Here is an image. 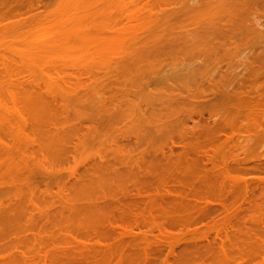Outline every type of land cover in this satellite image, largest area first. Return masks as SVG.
<instances>
[{"label":"bare ground","instance_id":"bare-ground-1","mask_svg":"<svg viewBox=\"0 0 264 264\" xmlns=\"http://www.w3.org/2000/svg\"><path fill=\"white\" fill-rule=\"evenodd\" d=\"M94 1L96 3L99 2L98 0H94ZM94 1H92V2L90 1L91 4L94 3ZM162 1H164V3L166 2V4H165L166 6H169V3L172 6V3L174 2V0H167V1L162 0ZM162 1H161V3H162ZM168 1H171V2H168ZM213 1L216 2V3L213 2L214 4H216V6L213 4V8H215V10L213 9V11H214V13H213V25L212 24L211 25L208 24L209 25L208 26L209 28L208 27H204V28H207V29L206 30L201 29L200 32L202 33V30L204 32L203 36H199V35H202L199 32L192 33V34H195L194 36H191V34L188 35L189 34L188 31H185V33H184V30H186L185 29L186 26L184 25L185 23H183V22H185V21H183V22L180 21L184 25V27H183L184 30L182 29V26L183 25H181V28H180V25H179V30L178 31L180 32V30H182L183 33H184L183 34L182 31H181L180 34L182 33V35H180L179 33H178V35H174L175 32H173L174 29H178L177 27H178V24H180V22H178L177 24L175 23L174 25H176V26H174V25H172V27L168 26V28H170L169 29L170 31H166L165 32V33H167V35H164L165 34L164 33V30H163V33L164 34L161 32L162 30H160V32H161L160 33L159 32V29L157 30V28H159V27H157V28L155 27V26H157V24H156L154 26V28H156V31H158V33H160L161 35L158 34L155 30H152L150 32L151 34L149 33V36L150 37H148V36H146V38L145 37H142L143 38L142 40H141V37H139V39H137V40H139V41L141 40L142 42L140 41L141 44H139L140 43L139 41L137 42L138 45H137V48H135L134 55H133V58L134 59L131 57L130 58L131 60H129V62H125V63H122L119 66H117V68L114 69V71H116V73L114 72L112 74L113 76L112 75L110 76L108 74L109 72L107 73L109 75V77H108V75L106 76V74H105V77L104 78H106V81H105L106 82V85H107V82H111L110 83L111 86L114 85V86H112L113 88H111V86L108 83L107 86H110V87H108L109 88L108 89L107 86L105 87V84H104L105 82L102 80V78H101V81L99 80L100 78L99 79L96 78L97 80L95 81V79L93 80V78H95V76L93 74L92 75L94 77L92 75H90V77L91 76L93 77V78L91 77L90 80H89L92 84L90 82H89L90 84H88L89 89H91V91L94 90L93 92L95 93L96 85H98V89L100 88V90L103 89L102 86L105 88V90H102V91L97 90L96 91V92H99V95H100V96H98V99L96 98L97 95H98L97 93H95V95H94L95 98L93 96L94 100L92 99L94 101L93 104L96 105V109L97 110H100L99 112L96 111L94 113V111L96 110L94 105H93L94 107H92V109L94 108L95 110L93 112H91V113H84V112H81V111H78V110L75 111V112H71V111H68L67 110V111H62L61 113H57L58 115H56L55 113H51L50 112L49 114H53V116L51 115L52 117L49 118L52 121V123L50 122V126L53 128V130H52V128H50V126H49V128L52 130V131L50 130L51 133H50L49 129H46L45 133L43 134L44 131L42 133L40 131H38L39 129L37 128V126H36L37 129H34V130L32 129L33 127L30 126L31 129L33 131H35V134L37 136L39 135V137H40L39 139H42L43 138L44 140L42 139V141H40L38 139L33 138L30 141V143H28L29 145L27 144L26 146H22V147L21 146L19 147V145L17 146V144L15 145L14 142L11 141L13 143V145L11 143V144L5 146V148H6L5 159L6 160L4 161L5 162V171H4V173L7 172L6 173L7 176H5V174H3V176L1 177V180L2 181L4 180L5 177H6V179L3 182H1V180H0V188L2 186L3 187L6 186L7 187V191H1L2 193L4 192V194L6 192V194L5 195L4 194L3 195L1 194L2 197L0 196L3 199L2 200L0 198V200H1L0 201V209L1 210L2 209L4 210V211L2 210L3 211V213H2L3 214L2 215V219L3 220H2V225H1L2 229L1 230H2V233H3L2 235H4L3 238H5V239L2 240V242L4 240H6L5 245H4V243H3V245H4V249L7 251V252L5 251L8 254L7 256H9V254L11 256H14V254L18 253V254H20L19 256L21 257V259H22V256H23L24 261H23V259H22V261L24 262V264L25 263L27 264V262L29 260L26 257V253L30 255V253L33 252L32 248L30 246L32 245V247H33L34 245H37L38 247L36 248V250H37L36 251V254H37V256H39V255L41 256L40 259H39L41 261L38 262L39 264H41V262H42V264H73V262H74V264H76V263L79 264L78 262H80V264H84V263L85 264H90L91 261L93 263L96 262L95 264H97V261H98L97 259H98L99 256L101 257L100 258V261L105 260V258H106V261L107 260L110 261V258L112 257V259L116 258V260L118 262H120L121 260L124 262V259H125V262H126V263L124 262L125 264H135L136 262L137 263L139 262L138 264H140V262H141L140 260H142V259L145 260L146 258L149 260L150 257L148 258V256H151L152 257L151 252L154 253L155 251H160L158 253H161L163 247L165 246V244H167V243H165L167 241L164 240V239H166V237H165L163 239L164 241L163 240L160 241V239H159L158 240V243H154L155 245H153V247H151L152 246L151 245L152 242L150 243V241H148L146 238H144V236L147 234V232H149L150 235H151L152 234V231H153V229H151V228H149L150 230L147 231V232L146 231H142L141 229H138V228H140V225H142L141 227H143V224H144V221H145L144 218L146 217V215H145L146 213H148L146 219L149 218L148 216H151L149 220H151V218L153 219L150 222L153 224V227L156 226V227H154V230L156 229V231L158 232L159 236L160 235L161 236L163 235V237H164V234L167 233V230H168V229H166L167 228L166 226H169L170 225V224L169 225H166V224L169 223L167 221H170L169 219H171L172 223H173V221H175L174 219H172V217H174V216H172V215L169 214V210L171 208L169 209L168 207H170V205H171V207H173L172 209H174L176 211L179 210V212H180V209H175L174 207H178V208L179 207H183L182 208V211L184 210L187 214H185V213H182L183 215L180 214L182 211L179 214L182 215V218H184L186 215L187 216L185 217V219H183V220L181 219L180 220L179 218H181V216L179 214H177L178 219L175 222H178V220H180L179 222H181V224L182 223L185 224L184 221H186V225L190 221H191L190 223L193 222L192 219H191L192 217H193V220L196 221L197 219L198 220L199 219L200 220L205 219L207 217V214H208V216H209L210 213H211V215H212V213L214 214V210L218 211L217 210L218 209L217 206H218L219 207V210H220V208H222L221 211H220V213H224L225 214V216H224L225 219L224 220L227 221V222L225 221L227 226L224 224L225 222L223 221V217H221L222 218V219H220V220H222L221 224L223 223V226H226V228L225 227L222 228V225L220 224V227L215 226L218 229H216V230L214 229V230L217 233L216 237L218 236V233L220 234L221 231L222 232L224 231L223 232L225 234L224 241H223V239H222V241H220V239H219V241L222 242V243H220V246L219 245H217V246L220 247L221 252L224 255L223 257H225V258L223 259L222 256L216 255L217 253L220 252L219 251L220 249L219 250L218 249H216V250L214 249L215 251L218 250V252L216 253L214 251L216 254H213V256L215 255L216 258H214L212 256L211 257V261H214V259H216L215 261H217V262L214 261V262H212V264L213 263H215V264H219V263L222 264L221 262H223L224 264L225 263L226 264H228V263H233V264H247L250 261H251V263H254V264H264V256H262V255H264L263 254L264 253V248H263L264 247V244H261L262 242L261 243H258L259 241H257V239H256L257 237L256 238H253L250 235L252 237L251 238L249 236V232L250 231L249 230H248L249 232L246 231V232H248V237H249V238L247 237L248 238L247 240L249 241L250 244L249 245L248 244L247 245L244 244V245H246L248 249L251 247V243H252V240L253 239H254L253 243H255V241H257V244L258 245L260 244V245L263 246V247L261 246L263 252H262V250H260L261 248H258V250H260L262 253L260 251L257 252V249H256V251H255L256 254L253 251L254 255H252V254L249 255L248 254L249 251L246 248V246H245L244 250L237 251L238 250V246H241L242 244L239 243V242H241V240H240L241 237L239 236V233H238V235H235V232L236 231L240 232L241 228L244 227L242 225V223L249 225L248 224L249 223L248 221H246L247 223H245L244 221H242L243 219H245L243 217H246L248 215L243 214V212L240 213L238 211V210L241 211V209L245 208V207L240 208V207H242L241 206V202L243 203L242 205H244L245 203L248 204L250 208L251 207L252 208L253 207L254 208L255 207H260L259 209H261V207L262 208L264 207V177H257V178L254 179V178L246 177L245 174H246L247 171L244 172L246 169L248 171L249 170L250 171L252 170V172H254V171L255 172L256 171L258 172L259 170H260V172H264V170L261 171V169H260V168H263V167H259L260 164H261V163L259 164V162H260L259 160H258L259 161L258 163L257 162L255 163V164L258 165L259 168L258 167L251 168V166L254 164L253 163L252 165L249 164L250 165V169H248L249 166L244 165V164H247V163H249L252 160H247V161L246 160H243V165L244 166L241 167L240 166V164H241L240 161H238L237 159L235 160L234 159L235 157H234V158H232V159H234V161L232 162L234 164L230 165L228 163L229 165H227V162H229V160L228 161L226 160L227 162L225 163L226 164L225 166L223 165V163L221 164V165H223L224 168L222 167V168H219V170H218V167L220 166L219 165L217 167V172H216V169H215L216 168L215 167V164H216L215 163V161H216L215 157L216 156H215L213 158V162L214 163L211 162V160H210V163L211 164H214V166L213 165L212 166L214 167L213 170L215 169L214 170L215 171L214 172L215 174L212 172L213 170L211 168V170H212L211 172L212 173H209L208 172L209 173L208 174L206 172L205 175H202V177L199 176L200 179H198L199 177H195V174H198V173H192V171L195 172V169L194 168L197 167L196 166L197 160H194L195 159V157H194L195 154L193 152L191 153V151H187V150H189V148H190V150L195 151V150H193L194 147H192V149H191V147H189L187 144H183V142L185 143V141H184L185 139L183 137L185 135H183V134L180 135V132L178 131V128L177 129L175 128L177 126V124H174L176 126H174L172 124L174 126V129L173 130L171 129V131L174 132V133H178L180 136L183 137L184 140L182 138H180V137H179L180 139L177 138L179 140L178 143H181V142L182 143L181 144H178L177 142L173 141L175 143V146H174L173 142L170 143L171 142L170 141L169 143L172 144L174 147L177 146V148H178V145H179V148L181 147L182 150L184 148V147L182 148V146H184V145H186V147H189L186 150L187 153L186 152H183L184 150L183 151L181 150V155L180 156L178 155V157H182V154L184 153L185 156L183 155V158L185 159L186 155H188V153H191V154H189L190 157H189V155L187 156L190 159H188L187 157H186V159H188L189 161H191V163L192 162H194V163H192V164L190 163L189 166H188V168H187V164L186 163H189V161L185 159L186 163L183 164V169L185 168L184 169L185 172H184L183 169H180V170H183V171H179V169L177 168V164L179 165V167L180 166L182 167V165H180V164H182L184 162V160L183 161L177 160L179 158L176 156L177 159L174 158V159H176V162H179L180 161L179 163L176 164V166L174 165L176 162L173 164L170 161L171 158H172V156H171L172 155L171 154L172 152L170 150H169L170 152H167V150H168L167 146H166V148H167L166 153H163V152H165L162 149L163 147L161 148V146H158L160 148V150L158 148V151L157 152L160 153V151L162 149V151L160 153L161 155L158 153L160 155V157L159 156H156V158L159 157L157 159L158 160V165H157V160H155V156H153L154 158H152V160H151L153 162H150V160L147 159V156H146L148 154V157H149V154L150 153L148 152L146 155L144 154V157H143V153L145 152L144 151L145 149L143 150L144 152L141 149V147L143 146V144H148L150 142L151 143L153 142V140L150 141L151 140L150 139L151 137L149 136L153 132H154V135H151V136L155 137V139L156 138L164 137L165 139H163V140H166L168 138L170 140L171 137H169V135L172 133V132H170V128H173V127H169L168 126V125H171L170 124L171 122L169 123V120H171L173 118V121H175L174 120L175 117H172V116H176L177 115L176 117L179 118V119H177L175 121V123H178L177 121H180V120L183 121L185 117H187V118H185L186 120L190 118V121H191V115H193V113L191 111L194 108L190 110V107H191V105L193 103H195L194 100H196L198 97L196 96L197 97L196 99H194L195 96L192 98L193 94H195V93H193V92H195V90H192L193 92H190V97L189 98L190 99H194V100L187 99L188 98L187 96L189 95V93H188L189 91L188 90L186 91L187 94H186V92L184 93L183 90L181 92V87L180 86H182V87L185 86L184 87L185 88L184 90H186V88L188 89L190 87L189 85H188V87H186L187 84H188V81L190 83V80H192L193 83H194L195 81L199 80L200 77L202 78L201 75H203V74H202L201 71L198 70L199 67L197 68L196 66H201L202 63L201 62L198 63V61H202L201 60V56L205 54L204 52L207 49H208L207 51L212 50L211 52H213V55H215L214 56V59H216V60L213 59V65L214 64H217V65H215V69L217 67L218 69L221 70V68H220L221 66H218V64H223V63L227 62L230 59V58L227 59L228 58V55H227L228 53H229V55H231L230 53L233 51L232 52V56L233 57H231V58L238 57L237 56L238 55L237 54V51L239 52L240 51V48L242 49L244 46H246V45L248 46V44H249L250 47L248 46V48L247 47L246 48L249 49L250 52L248 50H247L248 52L246 51L247 54H246L245 58H248L249 59V60L247 59L248 60V63L250 62V60L251 61L253 60L254 62L253 61L251 62V63H253V64H251L252 65V69H248L249 66L251 68V65L250 64H248V66H247L248 68L245 67V69H247V72L249 71L248 73L250 75H255V72L258 71L257 74H259V75L257 76V74H256L257 78L255 76H253L256 79H258V77L261 75L260 72L262 73L261 69L259 70V66H256V64L260 65L259 63H261L260 60L262 58L260 59L256 55L258 53H259V56L260 55H263V53L261 54L259 51L264 52V50H263V48H264L263 47L264 46V43H263L264 42V39H263L264 38V35H263L264 34V28H262V27H264V18H263L264 17L263 16L264 14L261 13L262 14L261 17L263 16L262 17L263 19L262 18H258V20L259 19L263 20V21L259 20L262 23H260V22L257 23L258 20L254 19L253 15H257L258 12L260 11V8H262L261 10L264 11L263 10L264 9L263 8V6H264V0H213ZM100 2H102V1H100ZM158 2L154 1V3H156V4ZM194 2L195 1L192 2L193 5L196 4V2L195 3ZM164 3H162L161 5L163 6ZM38 4H40V0H0V22L2 23L4 21V18H6V20L9 21L10 18L12 20H14V19H17V17H21V18H18V20L20 22L23 21L22 24L26 22V24H23V27H26V26L28 27L27 22L29 24V20H33L34 18H35L34 20L40 19L41 16H42V15H39L41 13H35L34 14V11L37 10V7L40 8L38 6ZM58 4L60 5V3H58ZM58 4H56L57 10H56L55 7L52 9L53 11L55 10L54 12L58 11V9H59V7L57 6ZM156 4L155 5L153 4L155 6V8H158V10H160V9L163 8L164 10L162 9L160 11L161 12L162 11L163 12L165 11V8H166V7L164 8L165 5L162 7L158 3L157 4V7H156ZM151 5H149V3H147V6H151ZM153 5H152V7L154 8ZM159 5L161 6V8L159 7ZM258 5L259 6H262V7H259ZM90 6H89V8H92ZM247 7H248V9H246ZM251 7H252V9H251ZM61 8H62V6H61ZM253 8H254V10H255V8H257L256 9L257 12H256V10H255V13L250 12L251 10L253 11ZM151 9L148 10V11L149 12L152 11ZM154 11H155V9H154ZM154 11H152V12H154ZM245 11H246V13H245ZM247 11H249V15H250V13H252V15L249 16V18L253 17L252 24L254 25V27H252V24L250 23V21L247 20L251 25L249 23H247V26L248 27L246 26L247 28L244 29V31H246V30H249V31L244 32V31L241 30V27H243V25L247 22V21H244L245 20V17H247V15H245V17L243 18V20H242L241 16L243 14H248ZM150 15H152V14H150ZM26 16L28 17L29 20H25V19H27ZM47 16H48V14H47ZM31 17H32V19H31ZM45 17L43 16L42 18H45ZM50 17H47V18L49 19ZM193 17H195V16H193ZM47 18H45L46 21H47ZM189 18L192 21V23L195 22L194 20H192L194 18H192V17H189ZM172 19L171 20L174 21V22L176 20L178 21V18L176 17V14H174V16H172ZM41 20H39V21L37 20V21L40 23V22H42ZM74 20H73V25L75 26V23L77 22V19H74ZM180 20H183V19L180 18ZM254 20L257 21L256 22L257 25L254 24L255 23ZM186 21L188 22L189 20H186ZM20 22L17 21V24L20 25L21 24ZM30 22H32V21H30ZM38 22L33 21L34 24H36ZM240 22H242L243 24L240 23ZM81 24H83V23H81ZM259 24L262 25V27ZM2 25H4L5 27L2 26V28H0V31H1L0 35H2L3 31H4V33H3V35H4L5 34V31L8 29V28H6L8 24L7 25L2 24ZM76 25H78V24H76ZM189 25H190V23H188L187 26L189 27ZM173 26L176 27V28H174ZM190 26H192V24ZM255 26H257V27L255 28ZM0 27H1V25H0ZM238 27L240 28L241 32H240V30H239ZM4 28L6 30H3ZM9 28H11V27H9ZM252 28H255L254 29L255 30V33H254V30ZM88 29H90V28H88ZM257 29H259L260 31L257 30ZM74 30H72L71 33H73V32L76 33L75 31L77 29L75 31ZM79 30H81V27L79 28ZM79 30L77 31V33L79 32ZM237 30H239V31H237ZM250 30L252 31L253 34L250 32ZM63 31L65 32V30H63ZM63 31L59 30V32H61L60 35H59V32L57 31L58 35L59 36H62V35L67 34V32L63 33ZM66 31H67V29H66ZM95 31H96V29H95ZM153 31L156 32L157 34H154ZM256 31H258V33L260 34V36L258 34V36L260 38L258 39V36H257V38H256L257 40L254 37L255 35H257L256 34L257 33ZM152 32H153L154 35H152ZM168 32H169V34H170V32H173L174 34L171 33L169 35ZM187 32H188V34H186ZM239 32L242 35H240ZM243 32L245 34H243ZM248 32L251 33V36H250V38L252 39L251 41H250V39L248 40V39L245 38V37H249L250 34L247 35ZM82 33L77 34V37H75V38L78 39L79 37H81L82 36L81 35ZM176 33H177V31H176ZM54 34L56 35L55 32H54ZM54 34H53V37L54 38L55 37H58V35L55 36ZM68 34H70V33L68 32ZM19 35L20 36H23L22 34H19ZM171 35H173L174 37L171 36ZM183 35L184 36L185 35L186 36L188 35L189 38L188 39L187 38L185 39L186 36L183 37ZM197 35H198L199 38L198 39H195V37H197ZM238 35H240V36H238ZM243 35H247V36L244 37ZM44 36H45V34L43 35V37ZM48 36L49 35H47V37ZM71 36H72V38H71ZM74 36H76V35H74V34L72 35L71 34L70 36H68L70 38L67 37L66 40H64L66 38L65 36H62L63 38L65 37L64 39L61 38V37H59V39L61 38L63 40V42L66 43L68 41L71 42V40H73ZM92 36H94V35H92ZM92 36L90 35V37H92ZM177 36H181V38L182 39L184 38V40L180 39V37H177ZM53 37H48V38L51 41H54V38ZM236 37H237V39H236ZM239 37H241L242 39L239 38ZM18 38L16 37L15 40L18 39ZM220 38L225 39V40H222ZM44 39L46 40V38H44ZM69 39H71V40H69ZM76 39H74V40L76 41ZM80 39H82L81 41H83V37L80 38ZM253 39H254V41H253ZM260 39H261V41L259 42L258 40H260ZM218 40H219V42L218 43L216 42V45L218 47L220 46L219 47L221 49V50H219V55L220 56L217 53L218 51L217 52L215 51L217 46H215L213 44V43H215V41H218ZM228 40H230L232 42H230V41L227 42ZM233 40H235V41H233ZM238 40L241 42V43L239 42V44H241L240 46L236 42ZM242 40L245 41V42L247 41V43L244 42L245 43L244 44ZM55 41H56V39H55ZM73 41H72V43H73ZM220 41H221V44H220ZM248 41H250V43ZM233 42H235V43L232 44ZM58 43H59V41H58ZM58 43L56 45H58ZM64 43L63 44H60V45H63L64 49L66 50V53H67V50H69V52H71L73 50V46H71L72 47V49H71L68 46H66V45H68V43H66L65 45H64ZM255 43H258L260 46H262V44H263L262 48H260V46L257 45V44H255ZM223 44L225 45V47H226L227 44H228L227 47L230 46L228 48L229 49V52L227 54H226V52L228 51V49L226 50V48H224V45ZM235 44H236L237 47L235 46ZM252 44L253 45L255 44L256 47H255V45L253 47ZM53 45L55 46V44H53ZM69 45H71V43ZM208 45H210V46H208ZM212 45L214 46L213 47L214 49L212 48ZM221 45H223V46H221ZM232 45H234L233 47H236V48L234 49L232 47ZM251 46H252V48H251ZM40 47L42 48V45ZM257 47H258L259 50L257 49ZM10 48H12V47H10ZM10 48H6V49H8L10 52L12 50V52H13V49L10 50ZM253 48L254 49L256 48L258 50V51H256L257 52L256 55L253 53L254 52L253 51L254 50ZM1 49L2 48L0 47V50ZM15 49L16 48H14V50ZM46 49L47 48H45V51H46ZM49 49H50V47H49ZM49 49L47 50L48 52H49ZM70 49H71V51H70ZM223 49L226 50V52ZM245 49H243V50H245ZM65 50H63V52H65ZM243 50L240 51V52H243ZM19 51H18V54L15 53V52H14L15 54H13V53H10V54L11 55L13 54L14 56H16L18 58L19 57L20 58L21 57H24V56H26V54H28V52H25V55H24V53L22 52V54L24 56L23 55L20 56L19 54L21 52L19 53ZM55 51H56V49H55ZM214 51L218 55V58H219L218 61H217V58H215L217 56L214 53ZM34 52H33V54L36 55L35 53H37V52H35V53ZM48 52H46V53L44 52V54L48 55ZM57 52H59V50ZM220 52L221 53L223 52L222 53L223 55ZM42 53H43V49H42ZM53 53H49L51 56L48 55V56H50V60H51V58H53L52 55H55L56 54V53H54V54ZM224 53H225V55H224ZM40 54H41V51H40ZM59 54H61V51H60V53H57L54 57L58 56ZM67 54L69 55V53H67ZM241 54L242 53H240V55ZM17 55H19V56H17ZM250 55L251 56L254 55L255 57L251 58ZM62 56L63 55L61 54V56L59 55L58 58L56 57L57 59L54 58L52 60L62 59ZM181 57L184 60H187V59L188 60L184 62L183 59H179ZM221 57H222V59H221ZM26 58H27V56H26ZM165 58H168V60L170 61V64H169L170 66H172L174 64L172 66V68L174 66L176 67V68H173V69H171V67L170 68L168 67L167 70L169 71V73L167 71H165L166 70V67H165L166 65L164 63H167L168 64V62H169V61L168 62L167 61H164ZM194 58L196 59V61L198 59V61L196 62ZM224 58L227 59V61ZM257 58L259 59V62H258V59ZM34 59L31 62H34L35 65H36V60L38 61L39 59H35V61H34ZM176 59H179V61H177L179 63L176 62L177 65H175L176 63H171V60L172 61L174 60V62H175ZM254 59L255 60L257 59V61H255ZM23 60L24 59H22V61ZM26 60H27V62H30V60L29 61H28V59H26ZM181 60H182V62H181ZM219 60L220 61L223 60V61H221L219 63ZM188 61H190V62H188ZM193 61H195V62H193ZM214 61H215V63H214ZM46 62H48V61H46ZM46 62L45 63H41V64H48L49 63V62L48 63H46ZM159 63H160V67L163 66V64L165 66H163V68L162 67L160 68L159 65H158ZM182 63H184V64H182ZM197 63H198V65H197ZM254 63H255V65H254ZM21 64H22V62H21ZM156 64H157V66L159 68L156 66ZM179 64H182V65H179ZM26 65L28 66V64H26ZM169 65H167V66H169ZM178 65H179V67L177 68ZM227 65H229V64H227ZM157 68H158V70L159 69H161V70L164 69V71L162 70L163 73L161 72V70L159 71L160 74H161V76H159L160 74H159ZM262 68H264V67L262 66ZM14 69H17V68H14ZM181 69H183V70L180 71ZM155 70H157L158 75H156L157 72ZM177 70H179V71H177ZM250 70H251V72H250ZM253 70L254 71L256 70L254 72V74L252 72ZM12 71L14 72V70H12ZM153 71H155V73ZM175 71H176V73H178V72H180L181 74L183 73V75H181L179 73L176 74ZM184 71L186 73L188 72L189 74L188 73L187 74L184 73ZM216 71H217V69H216ZM13 72L11 73V71H10V79L13 77V79H11V81L8 78V76H6V78H7V80L9 79L8 81H10V82H13L14 81V83H10L11 86L5 84L6 87L9 86V88H10V87H13V86L16 87L18 85V83H17L18 80L16 79L17 82H15V79H14L17 74L12 75ZM110 72L112 73L113 71H110ZM165 72L167 74H164ZM200 72H201V74H199ZM218 72H220V71H218ZM152 73L155 75V77L153 75L152 78H151ZM162 74H164V75H162ZM185 74H186V76H184ZM190 74H191V77H190ZM249 74H247V76ZM178 75L182 76V78H180V76H178ZM194 75H197V76L194 77ZM198 75H200V76H198ZM66 76L67 77H70L71 76V77H74L75 78L76 75L71 74L69 76V74H67V75H65V77ZM188 76H189V78H187ZM107 77H108V79H107ZM192 77H194V79L197 78V77H199V79L197 78L194 81V79H192ZM16 78H17V76H16ZM70 78H68V79H70ZM74 78H72L74 80V81L72 80L74 83L71 82L72 83V87H73V84H74V85L77 86V87L75 86V88H82V86L84 84L83 85L81 84L82 85L81 86L79 84L80 80H76V79L79 78V76H78V78H77V76H76L75 79ZM18 79H19V77H18ZM60 79L62 80V81L60 80L61 83L64 84V82H65V83H68V84L71 85V83H70L69 80H68L69 82H66V81H63L64 78H60ZM177 79L178 80L180 79L181 81L179 80L180 81L179 82ZM185 79H186V82H183V81H185ZM187 79H190V80L187 81ZM20 80H19V85L18 86H20V84H23L24 83V81H21L20 82ZM98 80H99V82H98V84H96ZM107 80H109V81H107ZM8 81H6L5 83H7ZM75 81L78 82V85H80V86H78ZM175 82L177 84L180 83V85H177ZM219 82H221V83L219 84ZM16 83H17V85L15 86ZM52 83L55 84V82H52ZM182 83H183V85H182ZM12 84H13V86H12ZM94 84H96V85H94ZM115 84H117V85L115 86ZM221 84H223L222 83V80H218V83H217L218 86L215 85L214 88L216 89V87H220L219 89H221V88H226V86L228 88V86H229V85H227L225 83H224L225 86L223 85L224 87L219 86ZM51 85H53V84H51ZM127 85H129V86L126 87ZM196 85H197V82H196ZM196 85H194L193 87H195ZM91 86H93L92 87L93 89L90 88ZM117 86L120 87V91L122 92V94H121V92H119L121 95L118 93L120 95V98H119V96L117 97L115 95L119 91V90H117ZM114 87H116V89H114ZM128 88L130 90H133L134 89V91L131 93V91H129ZM149 88H152V89L149 90ZM84 89H86V88H84ZM113 89L116 90L115 94L112 92V91H114ZM217 89H216V92H219L218 94L220 96L223 94V97L221 96L222 98H227L228 95L230 93H232L231 91L229 93V91L227 90L228 91V94H226V91H225V94L226 95H224V92L223 91H222L223 93L221 94V91L220 90H217ZM233 89L234 88L232 87L231 90H233ZM237 89H235V90H237ZM147 90L150 91V92L152 91L153 94L152 93L151 94H148L149 92ZM103 92H106L105 94L106 95L108 94L109 96L107 95L108 96L107 97V96L104 95V97H103V94H104ZM107 92H110V93H107ZM145 92H147L146 93L147 95L145 94L146 96L143 94ZM128 93L129 94L130 93L133 94V95H131V94L130 95L133 96L134 99L137 97L136 98L137 101L136 100H135L136 102L135 101H132V102H135V103H132L134 106L131 107V108H129L130 109V110L128 109L129 112L126 113L127 111L121 110L122 109L121 108V106H122L121 105L122 104L121 101H122V99L124 100V98L126 97L125 99H127L128 103H130L129 102L130 99H128L130 96H129ZM178 93L180 95H181V93L182 94L184 93L183 95H181V97L184 96V95L185 96L187 95L186 96L187 98L186 97H184L185 99L184 98L183 99L181 98V100L179 101L180 97L177 95ZM239 93H241L242 95H244L246 92L243 94V92H236V91L233 90V93L231 94L232 97L230 95L228 97L229 98V102H232L233 101L234 104L236 103L235 106H234V108L233 109L231 108L232 109V113L235 112L234 115H236L237 113H239V111L237 109L239 108V106H240L239 104H241V103L238 100H240L242 102L241 105H243V103L247 100V98H250L248 96V93H247V94L244 95V99H243V97H241ZM110 94H112V95H110ZM101 95H102V97H101ZM127 95H128V97H127ZM234 95H236V96H234ZM173 96H178L177 98H179V99L177 100V98L174 97V100H177V101H173ZM235 97H236V100H235ZM238 97H240V98L237 99ZM60 98H61L60 100L63 101L64 98H62V97H60ZM228 98H227V100H228ZM117 99H119V101ZM233 99L235 100V102H234ZM187 100H189L188 103H190V104L187 103ZM248 100L246 102H249L250 101V100L249 101ZM95 101H98L99 102V103L97 102L98 104L102 103V104L99 105V106L102 107V108L100 107L101 109L99 108V106L97 105V103ZM114 101H116V102H114ZM150 101H152V102L154 101V102L152 103ZM182 101L184 102V105H187L188 104L187 106H188L189 111L192 113L191 115H189L190 112L187 111V110H185V109H183L182 111L181 110L179 111V109H182V107L180 108V106H183V108H184V105H180V102H181V104L183 103ZM190 101H192V102H190ZM54 102H57V101L54 100ZM79 102L82 103L80 100H79ZM123 102L126 103L125 101H123ZM171 102L175 106L169 105V104H172ZM177 102H179L178 105L176 104ZM143 103H146L145 105L147 107L149 106V108H147L149 110H147V112H146L149 116H146L147 114L144 111L146 108L141 109V108H143L142 107V104ZM258 103H259L258 104V107H259L261 105V103L260 102H258ZM132 104L130 103V106H132ZM157 104H159V105H157ZM248 104H249V106L251 104L257 106V104H254V102L253 103L252 102H249ZM248 104L246 105L244 103V107L245 106H248ZM123 105H124V107H123V109H124L128 104H123ZM145 105H143V106L146 107ZM152 105L153 106L156 105L154 107H157V108H160V109L158 110L157 108H155V109L158 110V111H156L155 109H153ZM171 106L174 109H175V107H178V108H176L178 111L176 109L174 110L173 108H171ZM249 106H248V108H250ZM169 107L171 108L172 111H169V109H170ZM193 107H195L194 104H193ZM240 107L242 108L241 110H245L246 109L245 112L248 111L247 110V107H245L244 109H243V106H240ZM151 108L153 109V111H151L152 110ZM185 108L187 109L186 106H185ZM254 108H253V110H255L256 112H254L251 108H250L251 111H249V112L255 113V115H253V117L255 116V118H256L257 115H258L257 113H260L263 110L262 111H259L260 108H257V107H254ZM257 109H258V111H257ZM236 111H238V112L236 113ZM131 112H133V113H131ZM181 112H183V113H181ZM187 112L189 113L188 115H186ZM249 112L247 114H249ZM178 113H180L181 114V117H184V118H181L180 117V114H178ZM38 114H37V112H36V115L35 114H32V116L35 115V116L31 117L32 121L37 122L38 119L40 120V118H41L40 116H42V115H44L43 119H47L48 118V115H49L47 113V117H46V114H42V113L40 115H38ZM247 114H246V117L247 116H252L251 115L252 113H250L249 115H247ZM234 115L232 114L233 118H234ZM238 115L239 114H237V116ZM260 116H259V118H260ZM147 117H148V119H146ZM152 117H154L156 119L155 120L153 118L154 119L153 122H155V124H158L160 122L158 125H156V126H158L156 128V130L153 129V128H151L152 126L151 127L146 126L147 121H150V123H152ZM170 117H171V119H170ZM162 118H164V120ZM250 118H252V117H250ZM49 119H47V120H49ZM247 119H249V117H247ZM252 119H254V118H252ZM252 119H251V121H252ZM257 119H258V117L256 118V120ZM262 119H264V112H263V115L261 117V120ZM167 120H168V122H166ZM186 120L184 122H186ZM71 121H74L75 123L74 122H71ZM219 121H220V123H219ZM219 121H216V120L214 121V123L215 122H218L217 123L218 125H215V127L217 126L218 128L216 127V129H214L215 127L213 126L214 128H213L212 131H214L215 133H217V132L222 133L223 132V129H221V127L225 129V127H226L225 125L228 123L227 122V123L224 124V122H222L221 120H219ZM251 121H249L250 122V125L253 122V121L252 122ZM83 122H90L91 123V126H89V127H86L85 126L84 128H86V131L87 132L86 133L83 132L84 134H81V132H79V131L83 128L81 126ZM221 122L223 123L224 127L222 126ZM254 122H255V119H254ZM119 123H121V126H120L121 127L120 129L121 130H119L120 132L122 131V129L132 128V127H126L128 124L126 126H124L126 123H129V125L130 124H133V125L135 124L133 126V129H135V130L137 129L136 131L133 130V129H131V130L129 129V131L128 130L127 131L130 132V133L132 131H134L132 133H135L136 132V136L134 134H133V136L135 137L134 140H135V143L137 144V148L139 146L138 144L139 143H142L141 147L139 146V148L141 149L142 152L138 148V150H139L138 152H140L142 155L139 157L138 152H137V155H138L139 158L136 157V159H140L141 161L140 160L137 161L136 159H135L136 160L135 161L134 160L135 157L133 158V156L131 157L133 160L132 159H127L128 153H130V151H127L128 153L127 152H124L126 150H129V147H127V146L129 145L131 147L130 150L131 149L133 150L135 148L134 149L135 151H136V147L133 148L130 145L131 144V141H128V140H131V139H129L127 137L128 136L127 134H129V133L127 132V134H126L125 133L126 130H123L125 132L122 131V134L125 133L127 136L125 134L123 135L124 137L121 136L123 138H125V136H126L127 138H125V140L123 138H121L120 141H117V140H119V138L112 137V138H115L116 139L118 145H119V143L121 142L122 139L124 141H127V142H124V144H123V141L120 143V146L122 144V145H124V148H125V143L127 144V146H126L127 148L123 149L124 151L122 150V146L120 147V146H116L115 145L117 143L113 139V140H110V141H111L112 144H114L113 145L114 147H112V144L111 143H110L111 146L109 145L112 149L111 148H110V150L108 148L106 149V147H107V144H106L107 141H104L105 144H103V145L101 143L102 146L100 145L98 147V149H94V151H96V150H100V151L101 150H104L103 152H106L107 153V157H106V155L104 156L105 153L103 154V156H101V154L103 153L102 151H101L102 153L100 151H96V152H98L97 159H94V157H93L94 155H97L96 153H94L93 151H91V152L94 153V154L92 153L93 155L89 153L88 148H87L88 147V144L89 143L92 144L91 141L95 140L96 137H99L100 134H101L100 137H103L105 135V133L108 136L109 135L110 136L115 135L112 130H115L116 131L119 127L117 128L115 126H119L120 125ZM150 123L148 122L147 125L148 124L151 125ZM214 123H213V125H214ZM256 123H258V122H256ZM36 124H39V123H36ZM36 124H34L33 126H35ZM117 124H119V125H117ZM155 124L152 123V125H154V126H155ZM253 124H252V126L249 125V129H250V127L252 129L259 127L258 124H256V125H255V123H253ZM77 125H79V126H77ZM260 125H261V123H260ZM122 126L124 128H122ZM146 127L148 128V130H147ZM197 127L198 126H196L195 128H197ZM149 128H151V130L153 129L152 130L153 132L150 131ZM166 128H167V130L169 129V132H166L167 131ZM195 128H194V131L193 132L197 131V129H198L197 128L195 130ZM144 129H145V131L147 130V131H150V132H147L146 131L147 132V135H146V134H144ZM217 129H218V131H215ZM219 129H221V130H219ZM233 129H234V126H233ZM246 129L249 130L248 128H246ZM47 130H48L49 133H46ZM205 130L208 131V129H205ZM205 130L202 131V132H205V135H206L207 132ZM137 131L139 132V134L137 133ZM220 131H222V132H220ZM78 132L81 135L77 136L78 135ZM117 132H118V130H117ZM156 132H159V133L160 132H163L164 134L161 133L162 136L160 134H158L161 137H159V136L157 137V133ZM165 132H166V134L167 133H170V134H168L167 136H165ZM209 132H211V130H209ZM148 133H149V135H148ZM155 133H156V135H155ZM174 133H172V134H174ZM45 134L48 137L51 136V138L48 139V137ZM120 134L117 133L116 135H120ZM40 135H44L47 138H45L44 136H40ZM106 135L103 137L104 138L103 140H106V137L108 138V136H106ZM179 135H177V136H179ZM201 135H203V134L201 133ZM213 135H215V134H213ZM130 136L133 137L132 134H130ZM143 136H144V138H143ZM147 136H149L150 138H148ZM118 137H120V136H118ZM145 137H146V139H145ZM73 138H75L76 140H74ZM193 138L191 140H195ZM110 139H111V137H110ZM144 139L147 140L148 142L147 141L142 142ZM155 139H154V141L156 143H159L160 142V140H159V142H157ZM72 140L73 141H76V143H72ZM107 140H109V138ZM172 140H174V138ZM97 141H98V139H97ZM100 141H102V140H100ZM95 143L97 144L98 142H95ZM90 144H89V147L91 148L92 145H90ZM105 145H106V147H105ZM133 145H134V142H133ZM180 145H182V146H180ZM24 147H25V149H21V148H24ZM101 147H105V148L104 149L103 148L102 149H99ZM118 147H120L121 148L120 150H122L124 153H126L127 156L124 153L122 154V152L118 149ZM113 148H115V149H113ZM171 148H172V146H171ZM169 149H170V146H169ZM184 149H186V148H184ZM82 150H83V152H81ZM84 150L85 151L87 150V152H85ZM108 150H109V152H108ZM156 150H155V153H156ZM15 152H18V153H15ZM19 152L23 153V156H22V154H19ZM27 152H29V154ZM79 152H81V154L83 153V155H80ZM146 152H147V150H146ZM14 153L16 155L18 154L19 157H16V155ZM85 153H87V155ZM131 153H133V152H131ZM134 153H136V152H134ZM89 154L93 157L94 160L92 159V157ZM109 154L112 155V158H110V160L112 159L113 160V163H112V161L111 162L108 161L109 157H111V155H109ZM118 154H119V156H118ZM167 154H169V155L171 154L170 155L171 158L168 157ZM88 155H89L88 158L91 159V160H93L94 164L93 163H90V161H88L89 163L87 162V164H89V165H92L93 164V166H89L87 164H84V163H86L84 161L85 159H86V161L89 160L87 158ZM130 156H128V157H130ZM164 156L166 158L167 157L170 158V160H168V158H167V161H170L169 163L166 161V159L164 160V158H165ZM191 156L193 157V159L191 158ZM233 156H235V155H233ZM239 156H240V154H239ZM70 157L72 159V164H73L72 166H70L71 163L69 164V162H68V161L71 160ZM78 157H80L81 159H78ZM145 158L147 160H149V162ZM161 158L163 160H160ZM263 158H264V156H263ZM143 159H144V161H143ZM214 159H215V161H214ZM223 159L225 161V158H223ZM95 160H97V161H95ZM127 160L134 161L132 164H130V165H133L134 168L132 166L131 167L129 166V163H131V162L130 161H127ZM159 160H160V162L161 161L162 162L159 163ZM172 161H175V160H173V158H172ZM67 162H68V164H69L70 167L68 166L69 168L68 167L67 168H64L63 165H64V163L66 164ZM141 162L142 163L144 162V164H142ZM154 162H156V164ZM220 162H221V160H219L218 163L220 164ZM171 163L175 167L172 166ZM159 164H160L161 167L159 166ZM162 164L165 165V167H162L163 166ZM84 165L85 166L87 165V166L85 167V170L82 171V169H83L82 167ZM166 165H168V166L166 167ZM127 166H129L130 168H133L134 170L127 168ZM170 166H172V167H174L176 169L172 168V171H171L170 170L171 169ZM252 167H255V166H252ZM166 169L167 170H170L171 173L169 172L170 174H167L168 171H166ZM221 169H223V170H221ZM174 170H176V172ZM79 171H81V173ZM164 171H166V172H164ZM178 171L180 172V174L177 173ZM63 172H66L67 177H68V180H65L66 177H65V175H63ZM172 172L173 173H177V176H174L176 174L172 175ZM186 172H188V173H186ZM190 172H191V174H190ZM260 172H258V173H260ZM182 173H183V175H182ZM184 173H186L187 175L186 174L184 175ZM164 174H167V175H164ZM188 174L191 175V177H188L189 176ZM211 174H213V176H212L213 178L210 177ZM196 176H198V175H196ZM205 176H208V177H206L207 179L205 178ZM37 177H40L41 181H36L35 179ZM170 177H171V179H170ZM202 178L204 179V182L206 181L205 183L202 182L203 180L200 181ZM196 180H197V182H196ZM210 181L212 182V185H213L211 187L208 186V184L211 183ZM200 182L203 183L202 185L206 184L208 187H210V189L205 188L207 190L201 192L200 189L194 188L195 186L201 188L202 185L200 184ZM196 183L197 184H200L201 186H197ZM40 184L41 185L44 184L43 185L44 186V189L43 190H41V188H40L41 185ZM171 184L172 185L174 184V185L172 186ZM169 185H171L172 187H174L175 185L177 186V189H174V190H176V192H175L176 194L174 193V190L171 188V186L169 187ZM209 185H211V184H209ZM189 186H190V188L192 187L191 190L188 189V188L185 189V187H189ZM6 187H5V189H6ZM54 187L56 188L55 191L53 189ZM91 187H92V189H91ZM168 187L171 190H169ZM257 187L259 188V190H258ZM152 188H153V191L151 192L150 189L152 190ZM202 188H204V186H202ZM255 188H257V190L260 191V192H258L259 194L258 193L256 194L257 196L256 195L253 196L254 195L253 192L256 191ZM93 189H96L98 192L96 190H93ZM91 190H93V191L91 192ZM202 190H204V189H202ZM133 191L135 193H132ZM210 191H211L210 194H212V195H209V192ZM177 192L179 193L180 196H178V193ZM205 192H206L207 198L208 197L210 198V196H213L212 197L213 198L212 206L213 207L215 206L214 207L215 209L214 208H212V209L211 208H208L209 207L208 205H210V201H208L209 198L206 199ZM203 196L205 197V199L207 201L206 202V201L203 200V202H205L206 204L205 203L204 204H201L200 203V201L202 202V199H204ZM175 197H177V198H175ZM201 197H202V199H201ZM4 199H5V201H4ZM176 199H178L180 201L178 202V200H176ZM246 204H245V206H246ZM142 205L145 206V207H149L150 210L147 209V208L140 209ZM199 205L200 206L203 205V208L201 207L203 210L205 209L204 207L206 206V208H208V209H206V210H208V212L206 210H204V212H202L203 210L201 208H200L201 210H199L198 209L200 207ZM197 206H198V208H197ZM212 206L210 205V207H212ZM131 207H134V208L135 207H137V208L140 207L139 208V213H137V211H136L137 208L134 209V208H131ZM154 207H156V209ZM159 207H165V208L164 209L163 208H160V210H159ZM166 207L169 209L168 211L166 210ZM184 207L191 208V210H192L191 213H188V211H186L187 209L184 208ZM193 207H196V208H193ZM233 207H234V211L232 212ZM235 207H238V208L235 209ZM247 207L248 206H246V208ZM29 208H31V209H29ZM151 208H153V209L151 210ZM157 208H158V210H157ZM145 209L148 210V212L146 211V213H144V215H145L144 216V215H142V213L145 212V211H143V212L141 211L140 212V210H145ZM194 209L198 210L197 213H200V211H201V215H202V213L204 214L205 211H206V213L204 214L205 217L203 215L202 216L204 218L201 217L200 214H197L198 217L200 216L199 218L197 217V215L195 216L194 214H196V212H195L196 210L194 211ZM229 209H230V211H229ZM257 209L258 208H256V211L259 212V209L258 210ZM54 210H55V212H54ZM155 210H157L156 212L158 213V215H160V213H161V216L162 217H160V216L158 217V215L155 212ZM174 210H172V211L170 210V213L173 214V215H175L176 213H178V212L175 213ZM251 210H250V212H251ZM52 211L54 213H52ZM152 211H153V213H152ZM216 211H215V213H216ZM246 211L244 210V213H246ZM33 212H35L37 214V216H35L36 214H33ZM193 212H195V213L192 214ZM236 212H239L238 214H241L240 217L242 216L241 217L242 223L239 220L240 217L238 215H236V216L239 217V218H237V220H238V222H240V224L237 223L236 216H234L236 221L235 220H232V221L233 222L235 221V223L238 224V225L236 224L238 226L237 227L238 229L236 230L235 229L236 227H233L236 230L234 233H233V231H232V233L231 232H227L226 230L228 229V227L230 229H232L231 227H232V223L233 222L230 220V217L232 219L233 213L235 215ZM154 214L157 215V218H159V219H157V221L158 220H162V222L160 224H159L160 221L158 223H154L155 222V219H156L155 216H152ZM252 214L255 215L254 212ZM252 214H251V221H253L254 223H260V225L261 224L262 225L264 224V222H262V219H264V216H260V215H264L263 212H261V214L259 212L260 215H258V218L256 217L257 215H255V217L257 219H253L252 218V216H253ZM191 215H192V217H191ZM221 216H222V214H221ZM168 217H171V218H168ZM261 217H262V219H260ZM229 220L231 221V223L229 222ZM38 221H39V223L42 222V224L39 225L38 224ZM187 221H188V223H187ZM249 221H250V219H249ZM130 222H132L133 224L130 225ZM228 223L231 224V225L229 226ZM252 223L250 224V226H247L246 227V230L247 229H250L251 230V228H254L252 226L253 225ZM184 224H183V226H185ZM127 225L128 226L130 225L131 227L132 226H135L134 227L135 230L137 228L138 231H139L138 234H136L133 231V228H131L130 226H129L130 228L128 227L129 228L128 229L127 228ZM171 225L174 226V224H171ZM216 225H217V222H216ZM240 225L242 226L241 228H240ZM254 225H256V224H254ZM233 226H235V225H233ZM259 227H261V226H258V228ZM221 228L222 229H225V230H222ZM234 229H232V230H234ZM19 232L22 233L23 236H21ZM15 233H19V234H15ZM261 233H263V232L260 231V234ZM240 234H241V232H240ZM18 235H20L21 237H19ZM29 235H31V236H29ZM138 235H141V236H139V237H141L139 241H135L134 242V240H133V242H134L133 243L132 240H130L132 243H130V241H129V243L128 242L125 243L124 241H123L124 243H121L122 242L121 239L126 238L124 236L130 237V239L131 238L134 239ZM166 235L168 236V234H166ZM232 235H234V236L232 238H230V241H232L231 244H230V242L228 241L229 240V237L228 236L231 237ZM253 235L255 236V233H253ZM237 236H238V238H237ZM243 236H245V235H243ZM261 236H262L261 238L264 237V235H262V234H261ZM28 237H30V238L33 237L32 238L33 239V242L32 243L30 241H28L29 240ZM120 237H121V239H120ZM154 237H156V236H154ZM245 238H246V236H245ZM119 239H120L121 242L119 241ZM231 239H233L236 242V245L237 246H234L235 245V242L233 240H231ZM236 239L239 240V241L237 242ZM115 240L119 241L120 243L118 242L119 244H116V242L115 243L113 242V244H115V245H113L111 242L112 241H115ZM192 240L195 242V240H197V239L194 238V239H191L190 241H192ZM26 241H28L29 243H26ZM107 241H109V243H107ZM225 241L227 242L226 244H225ZM186 242H188V241H186ZM194 242L193 243L190 242L191 246L193 244H195ZM228 242H229L230 245L228 244ZM30 243H31V245L28 246V247H26V248L23 247L24 248V250H23L22 246H25V244H30ZM35 243H37V244H35ZM213 244L216 246V243H213ZM257 244L255 243V245H257ZM1 245H2V243H1ZM186 245H188V244H186ZM197 245H198V243L196 242V246L193 245L192 248H190L189 246H186V247L184 246V248L182 247L183 248L182 251L179 252L181 255L178 256V257H181L180 258L181 260H178L179 258L177 257L178 258L177 259V264H187V261L189 262L188 264H191L193 261H196V257L194 256L195 253L197 255V259H199V256L197 254V253H199V250H198L199 247H197ZM214 245H213V247H214ZM231 245H233V246H231ZM228 246L231 248V250L229 249ZM150 247L153 248L152 250L155 249V251H152ZM219 247H217V248H219ZM235 247H237L236 248L237 249L236 251H237V253L238 252L239 253H238V256H237L236 255L237 253L235 251L234 256H236V257L233 260V257L234 256L232 255V253L234 252V250H232V249H235ZM253 247H254V245H253ZM225 248H226V251H225ZM25 249H26V251H25ZM185 249H187V250H185ZM171 250H172V252H169V253H173V249H171ZM188 250L190 252H188ZM245 250H246L247 253L245 252L246 254L244 255V251ZM34 251H35V249H34ZM183 251H186L188 253H186V252L184 253ZM40 253L41 254L43 253V255H41ZM149 253L151 255H149ZM228 253H230L232 255L231 259L233 261L226 259L228 257V255L230 256V254H228ZM34 254H35V252H34ZM34 254L31 253V255H34ZM190 254H191V256H190ZM225 254L226 255L228 254L227 257L225 256ZM257 254H259V255H257ZM92 256H94L95 258L97 257V259H96L97 261L96 260L93 261L94 260V257H92ZM218 256H220L221 259ZM20 257H18V258H20ZM189 257H190V259H189ZM77 258L80 259V261ZM90 258L92 260H89ZM140 258H142V259H140ZM194 258H195V260H194ZM25 260L27 262H25ZM82 260H84V263H82ZM136 260H139V261H136ZM144 260H142V261H144ZM218 260L221 261V262H219ZM224 260H225V262H224ZM117 261H116V263L119 264ZM145 261H147V260H145ZM164 261H166L164 263L168 264L167 259H165ZM104 262L105 261H103L101 263L103 264ZM158 262H159L158 260L154 262L153 261V258H152L151 261H147L144 264H151V263L152 264H154V263L158 264ZM101 263H99V264H101ZM164 263H162V264H164ZM3 264H5V263H3ZM10 264H12V263H10Z\"/></svg>","mask_w":264,"mask_h":264},{"label":"rangeland","instance_id":"rangeland-1","mask_svg":"<svg viewBox=\"0 0 264 264\" xmlns=\"http://www.w3.org/2000/svg\"><path fill=\"white\" fill-rule=\"evenodd\" d=\"M91 2L92 1H94V0H90ZM89 0H40V4H38V6L40 7V8H38L37 7V10H35L34 11V14L35 13H41V14H39V15H42L41 16V18L40 19H36V20H29L28 19V17H27V19H25V20H29V24H28V22H27V25H28V27L26 26V27H23V24H26V22L25 23H23L22 24V22L23 21H19L18 20V18H21V17H17V19H14V20H12L11 18V20L9 19V21L8 20H6V18H4V21L0 24L1 25V27L0 28H2V26H4V25H2V24H5V25H7V27L6 28H8L7 30L4 28L3 30H6L5 31V34L3 35V33H4V31H3V33H2V35H0V47L2 48L1 50H0V180H1V177L3 176V174H5V176H7L6 175V173H4V171H5V153H6V148H5V146L6 145H9V144H11L12 142H14V144L16 145L17 144V146L19 145V147L21 146H26L28 143H30V141L33 139V138H35V139H38V140H40V141H42V139H39L40 137H39V135L37 136L36 134H35V131H33L34 129H39L38 131H40L41 133L43 132V134L45 133V131H46V129H49V131L51 130L50 128H52L51 126H50V122L52 123V121L49 119L50 117H52L53 116V114H49L50 112L51 113H55L56 115H58L57 113H61L62 111H71V112H75V111H81V112H84V113H91V112H93L95 109H96V105L95 104H93L94 103V98H95V93H97L98 95H97V99H98V96H100L99 95V92H96L97 90H100V88L98 89V85H96V84H98V82H99V80L101 81V78H102V80L105 82L106 81V78H104L105 77V74H106V76L109 74L110 76L115 72L116 73V71H114V69L115 68H117V66H119L120 64H122V63H125V62H129V60H131L130 58L132 57L133 58V55H134V50H135V48H137V42L139 41V40H137V39H139V37H141V40L143 39L142 37H145L146 38V36H148V37H150L149 36V33L152 31V30H155L156 31V28L157 27H159V28H157V30L159 29V32H160V30H162L161 32L163 33V30H164V33L166 32V31H170L169 29L170 28H168V26H170V27H172V25H174L175 23L177 24L178 22H183V21H185V22H183V23H185L184 25L186 26V30H184V25H183V23H181L180 22V24H178V29H174L173 30V32H175V34L173 33V32H170V34L171 33H173L174 35H178V33L180 34V32L182 31V30H180V32L178 31L179 30V25H180V28H181V25H183L182 26V29L184 30V33H185V31H188L189 32V34H188V32L186 33V34H188V35H190L191 34V36H194L195 34H192V33H197V32H199L200 34H202V35H199V36H203V34H204V32H203V30H206L207 28H204V27H208L209 25H213V13H214V11H213V9L215 10V8H213V2H215V1H213V0H174V2L172 3V6L170 5V3H169V6H166L165 4H166V2L164 3V1H162V0H98L97 2L98 3H96L95 1H94V3H92L91 4V2H90ZM100 1H102V2H100ZM148 1V2H147ZM154 1H156V2H158L160 5L162 4V3H164V8H165V11L163 12H161L160 10H162V9H160L161 8V6L159 5V9L160 10H158V8H155V4L156 3H154ZM161 1H162V3H161ZM165 1H167V0H165ZM193 1H195L196 2V4L195 5H193ZM152 2V3H151ZM168 2H171V1H168ZM194 2V3H195ZM58 3H60V5L58 4ZM147 3H149V5H153L154 6V8L152 7V5L151 6H147ZM157 3V4H158ZM216 3V2H215ZM56 4H58L57 6L59 7V9H58V11H56V12H54L52 9L55 7L56 8ZM157 4H156V7H157ZM168 4V3H167ZM91 5V6H90ZM215 6H216V4H214ZM61 6H62V8H61ZM89 6L90 7H92V8H89ZM162 6V7H163ZM214 6V7H215ZM259 6V5H258ZM257 6V7H258ZM250 7V6H249ZM259 7H262V6H259ZM145 8V9H144ZM152 10V11H154V9H155V11L154 12H152V11H148V10H150V9ZM263 8H264V6H263ZM246 9H248V7L246 8ZM251 9H252V7H251ZM250 9V10H251ZM257 8H255V10H256ZM262 8H260V11L258 12V14L257 15H253V17H254V19H256V20H258V18H262L261 17V13H263L264 14V11H262L261 10ZM56 10H57V8H56ZM148 12H147V11ZM164 10V9H163ZM255 10H254V8H253V11L251 10L250 12H252V13H255ZM259 10V9H258ZM264 10V9H263ZM248 12V14H243L242 16H241V18H242V20H243V18L245 17V15H247V17H245V20L244 21H250V23L252 24V20H253V17H251V18H249V16L250 15H252V13H250V15H249V11H247ZM256 12H257V10H256ZM89 13V14H88ZM154 13V14H153ZM176 14V17L178 18V21L176 22H174V21H172L173 19H172V16H174V14ZM245 13H246V11H245ZM33 14V13H32ZM47 14H48V16H47ZM150 14H152V15H150ZM45 17V18H47V17H50L49 19L47 18V21H46V19L45 18H42V17ZM193 16H195V17H193ZM197 16V17H196ZM24 17V16H23ZM22 17V18H23ZM35 17V16H34ZM189 17H192V18H194V19H192V20H194L195 22H193L192 23V21L190 20V18ZM257 17V18H256ZM25 18V17H24ZM30 18V17H29ZM61 18V19H60ZM64 18V19H63ZM180 18L181 19H183V20H180ZM247 18V19H246ZM264 18V17H263ZM262 18V19H263ZM3 19V18H2ZM31 19H32V17H31ZM42 19V20H41ZM45 19V20H44ZM70 19V20H69ZM74 19H77V22L75 23V26L73 25V20ZM172 19V20H171ZM22 20V19H21ZM24 20V19H23ZM39 20H41L42 22H38ZM81 20V21H80ZM186 20H189L188 22L186 21ZM241 20V21H242ZM259 20H261V19H259ZM258 20V22L257 21H255L254 20V24H256L257 25V23H259L260 21ZM17 21L18 22H20L21 24L19 25V24H17ZM30 21H32V22H30ZM33 21H36V22H38V23H36V24H34L33 23ZM66 21V22H65ZM75 21V20H74ZM191 21V22H190ZM243 21V22H244ZM246 22L244 25H243V27H241L240 25V27H241V30L242 31H244V29H246L248 26H247V23H249V22ZM261 21H263V20H261ZM65 22V23H64ZM257 22V23H256ZM7 23V24H6ZM33 23V24H32ZM80 23V24H79ZM81 23H83V24H81ZM187 23V24H186ZM188 23H190V25L192 24V26H190L189 25V27L187 26L188 25ZM240 23H242V22H240ZM249 23V24H250ZM260 23H262V22H260ZM31 24V25H30ZM76 24H78L80 27H81V30H79V26L78 25H76ZM157 24V26H155ZM209 24V25H208ZM243 24V23H242ZM248 24V25H249ZM250 24V25H251ZM30 25V26H29ZM71 25V26H70ZM195 25V26H194ZM249 25V26H250ZM260 25V24H259ZM258 25V26H259ZM22 26V27H21ZM69 26V27H68ZM83 26V27H82ZM92 26V27H91ZM154 26L156 27V28H154ZM174 26H176V25H174ZM173 26V27H174ZM247 26V27H246ZM261 27H262V25H260ZM5 27V26H4ZM9 27H11V28H9ZM20 27V28H19ZM69 29H68V28ZM252 27H254V25L252 24ZM257 26H255V28H256ZM86 28V29H85ZM88 28H90V29H88ZM174 28H176V27H174ZM209 28V27H208ZM239 28V27H238ZM255 28H252L253 30L255 29ZM260 28V27H259ZM262 28H264V27H262ZM66 29H67V31H66ZM76 31H75V30ZM95 29H96V31H95ZM173 29V28H172ZM171 29V30H172ZM201 29H203L202 30V33L200 32L201 31ZM251 29V30H252ZM261 29V28H260ZM59 30H61V31H63V30H65V32H67V34H68V32L70 33V34H65V35H62V36H65L64 38L62 37V36H59L60 35V33L61 32H59ZM72 30H74L76 33H71V31ZM79 30V32L77 33V31ZM89 30V31H88ZM177 31V33H176V31ZM239 30H240V28H239ZM239 30H237V31H239ZM241 30H240V32H241ZM250 30V32L252 33V31ZM257 30H259V29H257ZM57 31L59 32V35H58V33H57ZM246 31H249V30H246ZM246 31H244V32H246ZM260 31V30H259ZM54 32L56 33V35L54 34ZM64 31H63V33H65ZM83 32V33H82ZM154 32V31H153ZM153 32H152V35H154V34H157L158 33V31H156V32H154V34H153ZM160 32V33H161ZM240 32H239V34H240ZM243 32V34H245ZM250 32H248V34L247 35H249V37H245V36H247V35H243L246 39H250V41L252 40L251 38H250V36H251V33ZM257 33V35H255L254 37H255V39L257 38V36H258V31H256ZM263 32V31H262ZM0 33H1V31H0ZM80 33H82L81 35V37H79L78 39H76L75 37H77V34H80ZM160 33H158V34H160ZM163 33V34H164ZM182 33H183V31H182ZM182 33L180 34V35H182ZM183 33V34H184ZM238 33V32H237ZM254 33H255V30H254ZM19 34H22L23 36H20ZM45 34V36L43 37V35ZM49 35L48 37H53V34L55 35V36H57L58 35V37H53L54 38V41H51L48 37H47V35ZM76 35V36H74V38H73V40L74 39H76V41L74 40H71V39H69V40H71V42L70 41H68V42H66V43H68V45H66V46H68L69 48H71L72 49V47L71 46H73V50L71 51V49H70V51L71 52H69V50H67V53H69V55L66 53V50L64 49V47H63V45H60V44H63L64 42H63V40L61 39V38H63L64 40H66L67 39V37L68 36H70V35ZM151 34V33H150ZM168 34H169V32H168ZM169 34V35H170ZM253 34V33H252ZM263 34V33H262ZM15 35V36H14ZM67 35V36H66ZM90 35L92 36V35H94V36H92V37H90ZM161 35V34H160ZM164 35H167V33H165ZM184 36L183 35V37H185V39L187 38H189V36ZM198 35H197V37H195V39H198L199 37H198ZM240 35H242V34H240ZM240 35H238V36H240ZM264 35V34H263ZM30 36V37H29ZM35 36V37H34ZM42 36V37H41ZM171 36H173V35H171ZM228 36V35H227ZM237 36V35H236ZM259 36H260V34H259ZM258 36V39L260 38ZM18 38V39H16L15 40V38ZM59 37H61L60 39H59ZM83 37V41H81L82 39H80V38H82ZM85 37V38H84ZM174 37V36H173ZM176 37V36H175ZM177 37H180V39H182L181 38V36H177ZM42 38V39H41ZM44 38H46V40L44 39ZM59 40H58V39ZM68 38H70V37H68ZM71 38H72V36H71ZM89 38V39H88ZM144 38V39H145ZM225 38V37H224ZM235 38V37H234ZM239 38H241V37H239ZM55 39H56V41H55ZM85 39V40H84ZM220 39H222V38H220ZM227 39V38H226ZM236 39H237V37H236ZM242 39V38H241ZM240 39V40H241ZM264 39V38H263ZM61 40V41H60ZM140 40V41H141ZM182 40H184V38L182 39ZM222 40H225V39H222ZM231 40V39H230ZM230 40H228L227 42H229ZM257 40V39H256ZM255 40V41H256ZM58 41H59V43H58ZM72 41H73V43H72ZM139 41V42H140ZM233 41H235V40H233ZM243 41V40H242ZM250 41H248L249 43H250ZM253 41H254V39H253ZM252 41V42H253ZM259 42L261 41V39L260 40H258ZM142 42V41H141ZM141 42L139 43V44H141ZM213 42V41H212ZM216 42L218 43L219 42V40L218 41H215V43H213L215 46H217L216 45ZM225 42V41H224ZM226 42V43H227ZM230 42H232V41H230ZM237 42V44H239V40L238 41H236ZM245 41H243V43H244ZM258 42V43H259ZM58 43V45H56ZM66 43H64V45L66 44ZM71 43V45H69ZM235 42H233L232 44H234ZM241 43V42H240ZM245 43H247V41L245 42ZM244 43V44H245ZM258 43H255V44H257V45H259ZM264 43V42H263ZM48 44V45H47ZM51 44V45H50ZM53 44H55V46L53 45ZM73 44V45H72ZM212 44V43H211ZM220 44H221V41H220ZM254 44V45H255ZM262 44V43H261ZM42 45V48L40 47ZM224 45V44H223ZM223 45H221V46H223ZM228 45V44H227ZM227 45H226V47H225V45H224V48H226V50L230 47H227ZM241 44H239V46H240ZM254 45L252 44V46L254 47ZM65 46V47H66ZM206 46V45H205ZM204 46V47H205ZM208 46H210V45H208ZM234 45H232V47H233ZM235 46H236V44H235ZM238 46V47H239ZM248 46H249V44H248ZM248 46L246 45V46H244L245 48L247 47L248 48ZM252 46H251V48H252ZM260 46V45H259ZM262 46H263V44H262ZM262 46H260V48H262ZM10 48V47H12V48H10V50L11 49H13V52H12V50H11V52L8 50V49H6V48ZM44 47V48H43ZM49 47H50V49H49ZM57 47V48H56ZM139 47V46H138ZM207 47V46H206ZM214 46L212 45V48H213ZM220 47V46H219ZM218 46L216 47V52L218 53V55H219V50H221L220 48H219ZM237 47V46H236ZM236 47H233L234 49L236 48ZM243 47V46H242ZM240 48V51H242L243 49H245V48ZM250 47V46H249ZM255 47H256V45H255ZM264 47V46H263ZM14 48H16L15 50H14ZM45 48H47L46 49V51H45ZM59 48V49H58ZM62 50H61V49ZM209 48V47H208ZM218 48V49H217ZM222 48V47H221ZM245 49V50H243V52H238L237 51V56L238 57H235V58H231V57H233L232 56V52L230 53L231 55H229V49H228V51L226 52V50H224L225 52H226V54L228 55V58L227 59H229L228 61H227V59H225L227 62H225V63H223V64H218V66H221L220 68H221V70L220 69H218L217 67H216V69H217V71H216V69H215V65H217V64H214L213 65V59H214V56L215 55H213V52H211L212 50H209V51H205L204 53V55H202L201 56V60L202 61H198V59H197V61H198V63H202L201 64V66H196L197 68H198V70L199 71H201L202 72V74L203 75H201L202 76V78L200 77V79H199V77H197L199 80H197V81H195V79H197V78H195L194 79V77H196L197 75H194V77H192V79H194V83H193V81L192 80H190V79H187V81L188 80H190V83H189V81H188V84H187V86L186 87H188V85L191 87H189L188 89L186 88V90H184L185 88V86H180L181 87V92H182V90L184 91V93L188 90L189 92V95L186 97L185 95L184 96H182L181 97V95H183L182 93H181V95L178 93L177 95L180 97V99L179 98H177L178 96H173V101H177L178 99H179V101L181 100V98L183 99L184 97H186L187 99H190L189 97H190V92H193L192 90H195V92H193V93H195V94H193V96H192V98L195 96V98L194 99H196L197 97V99L196 100H194V99H190V100H194L195 101V103H193L194 104V106L195 107H193V104L191 105V107H190V110L191 109H193L191 112L193 113V115H191L192 113L189 111V109H188V104H190V103H188V101L189 100H187V105H184V102L181 104V102H180V105H184V108H183V106H180V108L182 107V109H179V111L181 110H183V109H185V110H187V111H189L190 112V114L187 112V114L186 115H191V121H190V118L189 119H185V118H187V117H181V114L180 113H178V114H180V117L181 118H184V120L182 121V120H180V121H177L178 123H175V121L177 120V119H179V118H177L176 116H172V117H175V121H173V118L171 119V117H170V119L171 120H169V123L171 124V125H168L169 127H173V128H170V132H172L171 131V129L173 130L174 129V126H176V125H174V124H177V126L175 127L176 129L178 128V131L180 132V135H185V136H183L184 137V139H183V137L182 136H180L178 133H174V132H172V133H174V134H170V133H167L166 134V132H169V129L167 130V128H166V132H165V136H167L168 134H170L169 135V137H171L170 138V140H169V138L168 139H166V140H163V139H165L164 137H161L162 135H161V133L162 134H164L163 132H156L157 133V137L159 136L158 134H160L161 136H159V137H161V138H156L155 139V137H153V136H151V135H154V132L152 131L153 129H155L156 130V128L158 127V126H156V125H158V124H155V122H153L154 121V117H152V123H154L155 124V126L154 125H152V123H150V121H147V123L149 122L151 125H147V123H146V126H149V127H151V128H153L152 130H151V128H149L150 129V131H152L153 133H151V135H149V133H148V135L151 137H149V136H147L148 138H150L151 140L150 141H152L153 140V142L151 143H148V144H143V146L141 147V145H142V143H139L138 145L141 147V149H142V151L144 152L143 153V157H144V154L146 155L148 152L150 153L149 154V157L151 158H149L148 157V154L146 155L147 156V159H149L150 160V162H153V161H151L152 160V158H154L153 156H155V160H157L159 157H160V153H161V151H162V149L165 151V152H163V153H166V150H167V148H168V150H167V152H172L170 155L172 156V158H173V160H175V161H172V158H171V156L169 155V154H167L168 155V157H170L171 158V160H170V158H168V160H170L173 164L176 162V156L178 157V155L180 156L181 155V147L179 148V145L178 144H181V143H178V139L177 138H182L184 141H185V143L183 142V144H187L189 147H191V149H192V147H194V149L193 150H195V151H192V150H190V148L189 147H186V145H184V146H182V145H180V146H182V148L184 147V148H186V149H184L183 148V152H186L187 153V151H191V153L193 152L194 154H195V159L194 160H197V164H196V168H194L192 165V167L195 169V172H193L192 171V173H198V174H195V177H199V176H201L202 177V175H205V173L207 172H209V173H214L215 171V169H216V172H217V167H218V170H219V168H222L223 167V165L225 166L226 164V162L229 160V162H227V165H232V164H234V163H232L233 161H234V159L236 160H238V161H240V166L241 167H243L244 165H247V166H249V168L248 169H250V165H252L253 163L255 164L256 162L258 163L259 161V164H260V166L259 167H263V168H260L261 169V171L262 170H264V158H263V156H264V119H262L261 120V117H262V115H263V112H264V68H262V66L264 67V52H261V51H259L261 54L263 53V55H260L259 56V53L257 54V52L256 51H258L259 49H258V47H257V49L255 48H253L252 50L254 51H252L256 56H258V58H262L260 61H261V63H259L260 65H258V64H256V66H259V70L261 69V71H262V73L260 72V78L258 77V79H256L257 78V76L259 75V74H257L258 73V71L257 72H255L254 70L252 71L253 72V74H254V72H255V75H250L248 72H247V69H245V67H247L248 66V64H253V63H251L252 61L250 60V62L248 63V58H245V56H246V54H247V52L249 51V49ZM250 48V49H251ZM5 49V50H4ZM42 49H43V53H42ZM49 49V52L47 51ZM55 49H56V51H55ZM204 49V48H203ZM210 49V48H209ZM214 49V48H213ZM233 49V50H234ZM19 51V55L20 56H22L23 54H22V52L24 53V55H25V52H28V54H26V56H27V58H26V56H24V57H16V56H14L13 54H15V53H17L18 54V51ZM59 50V52H57ZM63 50H65V52H63ZM237 50V49H236ZM248 50V51H247ZM261 50V49H260ZM263 50H264V48H263ZM2 51V52H1ZM5 51V52H4ZM9 51V52H8ZM17 51V52H16ZM37 52V53H35V52ZM40 51H41V54H40ZM60 51H61V54L64 56H62V59H58V60H52V59H54V58H58V56L60 55L61 56V54H59L58 56H56V57H54L57 53H60ZM214 51V53L216 54V56L217 57H215V58H217V61H218V55H217V53ZM223 51V52H224ZM247 51V52H246ZM4 52V53H3ZM15 52V53H14ZM33 52L36 54V55H34L33 54ZM44 52L46 53V52H48V55H50L49 53H56L55 55H52L53 56V58H51V60H50V56H48V55H46V54H44ZM222 52V53H223ZM250 52V51H249ZM10 53H13L12 55L10 54ZM53 53V54H54ZM221 53V52H220ZM221 53V54H222ZM235 53V52H234ZM240 53H242L241 55H240ZM252 54V53H251ZM19 55H17V56H19ZM66 55V56H65ZM223 55V54H222ZM224 55H225V53H224ZM249 55V54H248ZM36 58H35V57ZM220 56V55H219ZM29 57V58H28ZM48 57V58H47ZM225 57V56H224ZM248 57V56H247ZM250 57L251 58H253V57H255L254 55H250ZM32 58V59H31ZM39 59L38 61L36 60V65H35V63L34 62H31V61H33V59ZM56 58V59H57ZM186 58V57H185ZM257 58V59H258ZM22 59H24L23 61H22ZM26 59H28V61L30 60V62L32 63H30V62H27V60ZM35 59H34V61H35ZM50 61H49V60ZM134 59V58H133ZM179 59H183L182 57L181 58H179ZM179 59H176V61L174 62V60L172 61L171 60V63H176L177 61H179ZM195 59V58H194ZM193 59V60H194ZM221 59H222V57H221ZM223 59V60H224ZM248 59V60H247ZM257 59L255 60V61H257ZM184 60V59H183ZM188 60V59H187ZM187 60H184V62L185 61H187ZM214 60H216V59H214ZM223 60H221V61H223ZM22 62V64H21V62ZM46 61H48V62H46ZM164 61H169L168 60V58H165V60ZM192 61V60H191ZM195 61H196V59H195ZM195 61H193V62H195ZM196 61V62H197ZM220 60H219V63L221 62ZM26 62V63H25ZM48 63V64H41V63ZM162 62V61H161ZM181 62H182V60H181ZM188 62H190V61H188ZM192 62V63H193ZM254 62V61H253ZM258 62H259V59H258ZM164 63V62H163ZM177 63H179V62H177ZM177 63L175 64V65H177ZM187 63V62H186ZM185 63V64H186ZM198 63H197V65H198ZM214 63H215V61H214ZM26 64H28V66L26 65ZM162 64V63H161ZM166 66H165V65ZM163 64V66H165L166 67V70L165 71H167L168 73H169V71L167 70L168 69V67L170 68L171 67V69H173V68H176L175 66L172 68V66L174 65H172V66H170L169 64H170V61L168 62V64L167 63H164ZM182 64H184V63H182ZM182 64H179V65H182ZM227 64H229V65H227ZM263 64V65H262ZM159 65V67H160V63L158 64ZM167 65H169V66H167ZM179 65L177 66V68L179 67ZM187 65V64H186ZM254 65H255V63H254ZM30 66V67H29ZM156 66H157V64H156ZM163 66H161L162 68H163ZM158 67V66H157ZM158 67V68H159ZM160 67V68H161ZM261 67V68H260ZM14 68H17V69H14ZM158 68H157V70H158ZM248 68V67H247ZM155 69V68H154ZM248 69H252V65H251V68H250V66H249V68ZM256 69V68H255ZM12 70H14V72L12 71ZM157 70H155L156 72H157ZM161 69H159L158 70V72L160 71ZM163 71H164V69H162ZM162 70H161V72H162ZM170 70V69H169ZM176 70V69H175ZM183 69H181L180 71H182ZM10 71H11V73L13 72V74L12 75H15V74H17L16 76H17V78H16V76H15V82H17V80H18V85H19V80H20V82L21 81H24V83L23 84H20V86H18L17 85V83L15 84V86L16 87H14L13 86V84H12V86L13 87H10L9 88V86H7L6 87V85H10L11 86V84L10 83H14V81L13 82H10L11 81V79H13V77L10 79ZM110 71H113L112 73L110 72ZM155 71H153L154 73H155ZM171 71V70H170ZM177 71H179V70H177ZM186 71V70H185ZM184 71V73H186ZM198 71V72H199ZM218 71H220V72H218ZM109 72V73H108ZM158 72L156 73V75H158ZM201 72L199 73V74H201ZM250 72H251V70H250ZM108 73V74H107ZM111 73V74H110ZM163 73V72H162ZM175 73H176V71H175ZM179 74H181L180 72H178ZM178 73H176V74H178ZM188 73V72H187ZM186 73V74H187ZM196 73V72H195ZM194 73V74H195ZM220 73V74H219ZM67 74H69V76L71 75V74H73V75H76L77 76V78H78V76H79V78L78 79H76V80H80V82H79V84L82 86V88H75V86L76 85H74L73 84V87H72V83L71 82H73L74 80L72 79V78H74V77H65V75H67ZM95 76V78H93L94 76ZM159 74H160V72H159ZM164 74H167L166 72L164 73ZM164 74H162V75H164ZM186 74L184 75V76H186ZM189 74V73H188ZM247 74H249L248 76H247ZM252 74V73H251ZM256 74H257V76H256ZM90 75H92L91 77L93 78V80L95 79V81L97 80V79H99L98 81H97V83L96 84H94V85H96V89H95V93L93 92V91H91V89H89V86H88V84H90L91 82L89 81L90 80ZM109 75H108V77H109ZM154 74L152 73V75H151V78H152V76H153ZM169 75V74H168ZM181 75H183V73L181 74ZM193 75V74H192ZM6 76H8V78L10 79V81H8L7 80V78H6ZM76 76H75V78H76ZM113 76V75H112ZM159 76H161V74L159 75ZM178 76H180V75H178ZM183 76V77H184ZM198 76H200V75H198ZM253 76H255L256 78H254ZM18 77H19V79H18ZM108 77H107V79H108ZM154 77H155V75H154ZM153 77V78H154ZM190 77H191V74H190ZM60 78H64L63 79V81H66V82H69L70 81V83H71V85L70 84H68V83H65L64 82V84L63 83H61V79ZM68 78H70V79H68ZM74 78V79H75ZM97 78V79H96ZM105 80H104V79ZM179 78V77H178ZM180 78H182V76H180ZM186 78V77H185ZM187 78H189V76L187 77ZM17 79V80H16ZM8 81L7 83H5L6 81ZM61 80V81H60ZM69 80V81H68ZM73 80V81H72ZM178 80V79H177ZM180 80V79H179ZM178 80V81H179ZM218 80H222V83L223 84H221V85H219V86H222V87H224L225 85H224V83L225 84H227V85H229L228 86V88H227V86H226V88H221V89H219L220 87H216V89L217 90H220L221 91V94L224 92V95H226V94H228V91H229V93H230V91L233 93V90L234 91H236V92H243V94L245 93V94H247L248 93V96L251 98H247V100L249 101V102H254V104H257V106L256 105H250L249 106V102H244L246 105L248 104V106L253 110V108L254 107H257V108H260V110L259 111H262V112H260V113H257L258 115H257V117H258V119L256 120V118H255V116L253 117V115H255V113H253V112H249V111H251L250 110V108H248V106H245V107H247V110L248 111H246L245 112V110H241L242 108L240 107V106H243V109L245 108L244 107V103H243V105H241L242 104V102L240 101V100H238L241 104H239L240 106H239V108L237 109L238 111H239V113H237L238 111H236V113L237 114H239L238 116H237V114L236 115H234V113H232V109L234 108V106H235V104L233 103V101L232 102H229V95L232 97V93H230L229 95H228V100H227V98H222L223 97V94L220 96L218 93L219 92H216V89L214 88L215 87V85H217V83H218ZM102 81V82H103ZM107 81H109V80H107ZM175 81V80H174ZM181 81V80H180ZM179 81V82H180ZM52 82H55V84L54 83H52ZM57 82V83H56ZM76 82V81H75ZM90 82V83H89ZM170 82V81H169ZM177 82V81H176ZM175 82V83H176ZM183 82H186V79H185V81H183ZM192 82V83H191ZM196 82H197V85H196ZM199 82V83H198ZM74 83V82H73ZM77 83V85H78V82H76ZM94 83V82H93ZM108 83H109V85L111 86V82H107V85H108ZM216 83V84H215ZM221 82H219V84H220ZM6 84V85H5ZM51 84H53V85H51ZM92 84V83H91ZM105 84V87L107 86L106 85V82L104 83ZM103 84V85H104ZM177 84V83H176ZM186 84V83H185ZM23 85V86H22ZM80 85H78V86H80ZM117 84H115V86H116ZM177 85H180V83L179 84H177ZM182 85H183V83H182ZM194 85H196L195 87H193ZM224 85V86H223ZM110 86H107V88L108 87H110ZM112 86H114V85H112ZM111 86V88H113ZM129 85H127L126 87H128ZM218 86V85H217ZM77 87V86H76ZM86 88V89H84V88ZM93 86H91L90 88H92ZM95 87V86H94ZM179 87V88H180ZM232 87L234 88L233 90H231L232 89ZM102 90H105V88L102 86ZM106 88V89H107ZM110 88V89H111ZM119 88V89H118ZM178 88V89H179ZM238 88V89H237ZM93 89V88H92ZM109 89V88H108ZM114 89H116V87H114ZM113 89V90H114ZM129 89V88H128ZM152 88H149V90H151ZM223 89V90H222ZM225 89V90H224ZM235 89H237V90H235ZM102 90H100V91H102ZM117 90H119L118 92H117V94L119 93V92H121L120 91V87H118L117 86ZM191 90V91H190ZM228 90V91H227ZM11 91V92H10ZM110 91V90H109ZM129 91H131V93L134 91V89L133 90H130L129 89ZM146 91V90H145ZM148 91V90H147ZM154 91V90H153ZM180 91V90H179ZM178 91V92H179ZM223 91V92H222ZM225 91H226V94H225ZM114 94H115V92H116V90H114V91H112ZM144 92V91H143ZM149 93L148 94H153V92L151 91H148ZM104 94H103V97H104V95L105 96H107L105 93L106 92H103ZM107 93H110V92H107ZM130 93V94H131ZM147 92H145V93H143L144 95L146 94ZM204 95H203V94ZM101 94V93H100ZM117 94H115L117 97L119 96V98H120V95L122 94V92H121V94L119 95H117ZM129 94V93H128ZM129 94V98L128 99H130V103L132 104V103H135L136 101H137V97L134 99V97L133 96H131V95H133V94H131L130 95ZM186 94H187V92H186ZM191 94V95H192ZM202 94V95H201ZM236 94V93H235ZM240 94V96L241 97H243V99H244V95H242L241 93H239ZM110 95H112V94H110ZM143 95V96H144ZM147 95V94H146ZM145 95V96H146ZM93 96H94V98H93ZM109 96V95H108ZM107 96V97H108ZM197 96V97H196ZM234 96H236V95H234ZM239 96V95H238ZM60 97H62V98H64L63 99V101L62 100H60L61 98ZM101 97H102V95H101ZM116 97V98H117ZM127 97H128V95H127ZM174 97L175 98H177V100H174ZM226 97V96H225ZM54 98V99H53ZM56 98V99H55ZM126 98V97H125ZM124 98V100L122 99V106H121V110H123V111H127L126 113H128L129 111H128V109L129 108H131V107H133L134 105L132 104V106H130V103H128V101H127V99H125ZM240 97H238L237 99H239ZM93 99V100H92ZM96 99V100H97ZM185 99V98H184ZM226 99V100H225ZM232 99V98H231ZM54 100L55 101H57V102H54ZM79 100L82 102V103H80L79 102ZM85 100V101H84ZM87 100V101H86ZM118 101H119V99H117ZM121 100V99H120ZM136 100V101H135ZM151 100V99H150ZM234 100V99H233ZM235 100H236V97H235ZM235 100H234V102H235ZM242 100V99H241ZM123 101H127L126 103H124ZM132 101H135V102H132ZM193 101V102H194ZM231 101V100H230ZM243 101V100H242ZM96 103L98 102V101H95ZM114 102H116V101H114ZM149 102V101H148ZM150 102H152V101H150ZM154 102V101H153ZM152 102V103H153ZM186 102V101H185ZM190 102H192V101H190ZM257 102V103H256ZM258 102H260L261 103V105L258 107ZM55 103V104H54ZM99 103V102H98ZM97 103V105L99 106L100 104H102V103H100V104H98ZM172 103V102H171ZM175 103V102H174ZM178 103L179 102H177L176 104L178 105ZM123 104H128L124 109H123V107H124V105ZM146 103H143L142 104V107L143 108H141V109H144V108H146L144 111H145V113L147 112V110H149V109H147V108H149V106L147 107L146 105H145ZM186 104V103H185ZM238 104V103H237ZM95 106V109L93 108L92 109V107H94ZM143 105H145L146 107H144ZM157 105H159V104H157ZM169 105H173V106H175L173 103L172 104H169ZM154 106H156V105H154ZM153 105H152V107H153V109H155V108H157V107H154ZM185 106L187 107V109L185 108ZM190 106V105H189ZM238 106V105H237ZM254 106V107H253ZM101 106H99V108H100ZM159 107V106H158ZM253 107V108H252ZM102 108V107H101ZM100 108V109H101ZM170 108V107H169ZM168 108V109H169ZM171 108H173L172 106H171ZM171 108L169 109V111H172L171 110ZM176 108H178V107H175V109ZM232 108V109H231ZM133 109V108H132ZM152 109V108H151ZM153 109L151 110V111H153ZM158 110L160 109V108H157ZM157 109H155L156 111H158ZM174 109V108H173ZM174 109V110H175ZM255 109V108H254ZM130 110V109H129ZM154 110V111H155ZM177 110V109H176ZM184 110V111H185ZM236 110V109H235ZM234 110V111H235ZM256 110V109H255ZM255 110H253L254 112H256ZM96 111H100V110H95L94 111V113L96 112ZM102 111V110H101ZM134 111V110H133ZM155 111V112H156ZM178 111V110H177ZM176 111V112H177ZM257 111H258V109H257ZM36 112H37V114L38 115H40L41 113L42 114H46V117H47V113L49 114L48 115V118L47 119H49V120H47V119H43V117H44V115H42V116H40L41 118H40V120L38 119H36L37 120V122H34V121H32V119H31V117H33V116H35L36 115ZM135 112V111H134ZM175 112V113H176ZM186 112V111H185ZM249 112V114L250 113H252L251 115L252 116H247V117H249V119H247V117H246V114ZM131 113H133V112H131ZM154 113V112H153ZM181 113H183V112H181ZM32 114H35V115H33L32 116ZM147 114V113H146ZM185 114V113H184ZM232 114L234 115V118H233V116H232ZM249 114H247V115H249ZM37 115V116H38ZM52 115V116H51ZM60 115V114H59ZM151 115V114H150ZM183 115V114H182ZM185 115V116H186ZM202 115V116H201ZM261 115V116H260ZM36 116V117H37ZM55 116V115H54ZM146 116H149L148 114L146 115ZM155 116V115H154ZM179 116V115H178ZM259 116H260V118H259ZM39 117V116H38ZM45 117V118H46ZM151 117V116H150ZM149 117V118H150ZM189 117V116H188ZM236 117V118H235ZM250 117H252V118H254L255 119V122H254V119H252V118H250ZM154 118V119H153ZM146 119H148V117L146 118ZM163 120H164V118H162ZM218 119V120H217ZM232 121H230V120ZM251 119H252V121H251ZM47 120V121H46ZM150 120V119H149ZM156 120V119H155ZM168 120L166 121V122H168ZM186 120V122H184ZM189 120V121H188ZM219 121V120H221L222 122H224V124L225 123H227L225 126L227 127H225V129L224 128H222L221 126V129H223V132L222 131H220V132H222V133H219V132H217V133H215L214 131H212L213 130V128L215 127V125H218L217 123L218 122H215L214 123V121ZM261 122H260V121ZM49 121V122H48ZM249 121H251L252 123H251V125H250V122ZM71 122H74V121H71ZM127 122V121H126ZM165 122V123H166ZM221 122V124H222V126L224 127V125H223V123ZM256 122H260L261 123V125H260V123L258 124V123H256ZM36 123H39V124H36ZM49 123V124H48ZM75 123V122H74ZM73 123V124H74ZM130 123V122H129ZM129 123H126L124 126H126L127 124V126L126 127H132V128H129L130 130L131 129H133V126L135 125H133V124H130L129 125ZM213 123H214V125H213ZM219 123H220V121H219ZM253 123H255V125L256 124H258L259 125V127L258 128H251L250 127V129H249V125L250 126H252V124ZM34 124H36L35 126H33ZM120 124V125H119ZM119 124H117V125H119V126H115V127H119L117 130H118V132H117V130L115 131V130H112L113 131V133L115 134V135H113V136H110L111 137V139H110V137L108 136V135H106V133H105V135L106 136H108V138H109V140H107L108 138L106 137V140H103L104 138V136L103 137H100V135H99V137H96L97 139H98V141H97V139L95 138V140H93V141H91V143L92 144H90V145H92L91 146V148L89 147V144H88V151H89V153L90 154H92L93 152L94 153H96L97 155H94L93 157H94V159H97V156H98V152H96V151H100V150H96V151H94V149H98V147L101 145V143H102V145L103 144H105V142L104 141H107V147H106V145H105V147H106V149L108 148L109 150H110V146H111V141L110 140H113L114 139V141H116V139L115 138H112V137H116V138H119V140H117V141H120V139L121 138H123L124 136V134L126 133L127 134V132L129 131V129H122V131L123 130H126V132L125 131H123V132H125V133H123L122 134V131L120 132L119 130H121L120 128V126H121V123H119ZM174 126H173V125ZM198 124V125H197ZM220 124V125H221ZM52 125V124H51ZM195 125V126H194ZM254 125V124H253ZM33 127L32 129H31V127ZM36 126H37V128H36ZM49 126H50V128H49ZM77 126H79V125H77ZM83 128L79 131V132H81V134H84V133H86L87 131H86V128H84L85 126L86 127H89V126H91V123L90 122H83L82 123V125H81ZM145 126V125H144ZM167 126V125H166ZM167 126V127H168ZM196 126H198L197 128H195ZM214 126V127H213ZM233 126H234V129H233ZM114 127V128H115ZM125 127V128H126ZM168 127V128H169ZM217 127V126H216ZM216 127L214 128V129H216ZM255 127V126H254ZM122 128H124L123 126H122ZM136 128V127H135ZM147 128V127H146ZM145 128V129H146ZM194 128H195V130L197 129V131H195V132H193L194 131ZM218 128V127H217ZM233 130H232V129ZM246 128H248L249 130H247ZM145 129H144V134H146L147 135V132H150V131H147L148 130V128H147V132L145 131ZM175 129V130H176ZM205 129H208V131L207 130H205ZM221 129H219V130H221ZM231 129V130H230ZM52 130H53V128H52ZM51 130V131H52ZM128 130V131H127ZM133 130H135V129H133ZM137 130V129H136ZM135 130V131H136ZM206 131L207 133H206V135H205V132H202V131ZM209 130H211V132H209ZM51 131H50V133H51ZM115 131V132H114ZM215 131H218V129L217 130H215ZM79 132H78V135L77 136H79V135H81V134H79ZM84 132V133H83ZM118 134H120V135H116L117 133ZM132 132H134V131H132ZM130 133V132H128L129 134H125L129 139H131V140H128V141H131V146L134 148V147H136V151L133 149H131L130 150V146L128 145L127 146V144L125 143V148H127V147H129V150H126V151H124L123 149H125L124 148V145H122L121 144V146H122V150L124 151V152H127V151H130V153H128V156H130V157H128L127 156V154L126 153H124L122 150H120L121 148V146H120V143L123 141V144H124V142H127V141H124L125 140V138H127L126 136H125V138H123L122 140H121V142L119 143V145H118V143H117V141H116V143L117 144H115L116 146H120V147H118V149L122 152V154L124 153V154H126V156H127V159H132L131 157L133 156V158H134V160L136 159V157H138V155H139V157L142 155L140 152H138L139 150H138V148H139V146H138V148H137V144L135 143V137L133 136V134L136 136V132L135 133ZM146 132V133H145ZM176 132V131H175ZM209 132V133H208ZM46 133H49L48 132V130H47V132ZM54 133V132H53ZM110 133V132H109ZM108 133V134H109ZM137 133L139 134V132L137 131ZM156 133H155V135H156ZM201 133L203 134V135H201ZM55 134V133H54ZM130 134H132V136L134 137H131L130 136ZM143 134V135H144ZM213 134H215V135H213ZM223 134V135H222ZM46 135V134H45ZM112 135V134H111ZM177 135H179V136H177ZM40 136H44V135H40ZM47 136V135H46ZM118 136H120V137H118ZM121 136H123V137H121ZM130 136V137H129ZM225 136V137H224ZM45 137V136H44ZM48 137V136H47ZM47 137H45V138H47ZM194 137V138H193ZM49 138H51V136H49L48 137V139ZM100 138V139H99ZM143 138H144V136H143ZM153 138V139H152ZM174 138V140H172ZM179 138V139H180ZM195 139V140H191V139ZM74 140H76L75 138H73ZM133 139V140H132ZM145 139H146V137H145ZM143 140L142 142H145V141H147V140ZM154 139L157 141V142H159V140H160V142L159 143H156L155 141H154ZM158 139V140H157ZM181 139V140H182ZM44 140V139H43ZM100 140H102V141H100ZM162 140V141H161ZM180 140V141H181ZM187 140V141H186ZM191 142H190V141ZM12 141V142H11ZM29 141V142H28ZM100 141V142H99ZM109 141V142H108ZM164 141V142H163ZM171 141V142H170ZM173 141H175V142H177L178 144V148H177V146L176 147H174L175 146V143L173 142ZM95 142H98L97 144L95 143ZM133 142H134V145H133ZM148 142V141H147ZM172 143L173 142V144H174V146L172 145V144H170V143ZM72 143H76V141H73L72 140ZM109 143V144H108ZM111 143V144H110ZM130 143V142H129ZM170 144V145H169ZM12 145H13V143H12ZM29 145V144H28ZM71 145V144H70ZM101 145V146H102ZM110 145V146H109ZM114 144H112V147H114L113 146ZM127 146V147H126ZM158 146H161V151H160V153L159 152H157L158 151ZM166 146H167V148H166ZM169 146H170V149H169ZM171 146H172V148H171ZM105 147H101V148H99V149H104ZM116 148V147H115ZM115 148H113V149H115ZM157 150H156V149ZM189 148V150H187ZM21 149H25V147L24 148H21ZM112 149V148H111ZM140 149V148H139ZM141 149H140V151H141ZM109 150H108V152H109ZM146 150H147V152H146ZM155 150H156V153L158 154H156L155 153ZM159 150H160V148H159ZM170 150V151H169ZM187 150V151H186ZM85 151V150H84ZM91 151H93V152H91ZM102 152L104 151V150H101ZM100 151V152H101ZM106 151V150H105ZM141 151V152H142ZM81 152H83V150L81 151ZM81 152H79L80 153V155H83V153L81 154ZM85 152H87V150L85 151ZM99 152V153H100ZM101 152V153H102ZM131 152H133V153H131ZM134 152H136V153H134ZM137 152H138V155H137ZM182 152V153H183ZM15 153H18V152H15ZM14 153V154H15ZM28 154H29V152H27ZM93 153V154H94ZM105 153V154H104ZM156 155H155V154ZM191 153H188V155L189 154H191ZM19 154H22V156H23V153H21V152H19ZM26 154V153H25ZM86 155H87V153H85ZM89 154V155H90ZM92 154V155H93ZM103 154H104V156L106 155V157H107V153L106 152H103L102 154H101V156H103ZM136 154V155H135ZM154 154V155H153ZM239 154H240V156H239ZM16 155V154H15ZM89 155L87 156V158L89 157ZM109 155H111V154H109ZM117 155V154H116ZM135 155V156H134ZM165 155V154H164ZM183 155L185 156V154L183 153L182 154V157H178L179 159H177V160H181V161H183L184 160V162L182 163V164H180V165H182V167L180 168L179 167V165L177 164V163H179V162H176L174 165L176 166V164H177V168L179 169V171H183L184 169H183V164L184 163H186V161H185V159H186V157L188 156V155H186V157H185V159L183 158ZM233 155H235V156H233ZM79 156V155H78ZM91 156V155H90ZM118 156H119V154H118ZM125 156V157H126ZM156 156H159V157H157L156 158ZM216 156V157H215ZM233 156V157H232ZM16 157H19L18 156V154L16 155ZM21 157V156H20ZM82 157V156H81ZM92 157V156H91ZM93 157H92V159H93ZM96 157V158H95ZM100 157V156H99ZM105 157V158H106ZM138 157V158H139ZM162 157V156H161ZM165 157V156H164ZM189 157H190V155H189ZM189 157H187L188 159H190ZM215 157V159H216V161H215V159H214V161H215V169L213 170V166H214V164H211L210 163V160H211V162H213V158ZM235 157V158H234ZM110 158H112V155H111V157H109V159H108V161H112V163H113V160L111 159L110 160ZM167 158L165 157L164 158V160L166 159V161H167ZM174 158H176V159H174ZM191 158L193 159V157L191 156ZM223 158H225V161H224V159ZM232 158H234V159H232ZM239 158V159H238ZM23 159V158H22ZM70 159H71V157H70ZM69 159V160H70ZM78 159H81L80 157H78ZM89 159V158H88ZM93 159V160H94ZM146 159V158H145ZM146 159V160H147ZM188 159H186V160H188ZM93 160H91V159H89V160H87L86 161V159L84 160L86 163H84V164H87V162L88 161H90V163H93L94 164V162H93ZM99 160V159H98ZM133 160V159H132ZM137 161L138 160H140V159H136ZM135 160V161H136ZM149 160H147L148 162H149ZM160 160H163L162 158L160 159ZM160 160H159V163H161L160 162ZM193 160V161H194ZM209 160V161H208ZM219 160H221V162H220V164L218 163L219 162ZM223 160V161H222ZM227 160V161H226ZM243 160H252V161H250L249 163H247V164H244L243 165ZM259 160V161H258ZM95 161H97V160H95ZM127 161H130L131 163H129V166L131 167H133V165H130V164H132L134 161H131V160H127ZM141 161V160H140ZM143 161H144V159H143ZM170 161H167L168 163L170 162ZM189 161V160H188ZM231 161V162H230ZM254 161V162H253ZM69 162V164H70V166H72L73 164H72V159L70 160V161H68ZM68 162L65 164L64 163V168H67L68 166H69V164H68ZM146 162V161H145ZM165 162V161H164ZM166 162V163H167ZM196 162V161H195ZM89 163V162H88ZM142 163V162H141ZM155 164H156V162H154ZM165 163V164H166ZM167 163V164H168ZM172 163H171V165H172ZM191 163V161H189V163H186L187 164V168H188V166H189V164ZM192 163H194V162H192ZM191 163V164H192ZM214 163V162H213ZM223 163V165H221ZM229 163V164H228ZM93 164L92 165H89V164H87V165H89V166H93ZM142 164H144V162L142 163ZM148 164V163H147ZM164 164V163H163ZM162 164V165H163ZM218 164V165H217ZM250 164V165H249ZM252 165V166H255V167H252L251 166V168H256V167H258V165L257 164H255V165ZM86 165V166H87ZM96 165V164H95ZM157 165H158V160H157ZM174 165H172V166H174ZM213 165V166H212ZM217 165V166H216ZM69 166V167H70ZM85 165L82 167L83 169H82V171L83 170H85V167H86ZM88 166V167H89ZM129 166H127V168H129V169H133V168H130ZM159 166H160V164H159ZM168 165H166V167H167ZM172 166H170L171 167V171H172V168H174V167H172ZM246 166V167H247ZM68 167V168H69ZM161 167V166H160ZM162 167H165V165H163ZM258 167V168H259ZM186 168V169H187ZM192 168V169H193ZM211 168H212V170H211ZM224 168V167H223ZM81 169V168H80ZM165 169V168H164ZM174 169H176V168H174ZM180 169H183V170H180ZM190 169V168H189ZM191 169V170H192ZM134 170V169H133ZM170 170H167L166 169V171H168V173L167 174H170L171 172H170ZM221 170H223V169H221ZM254 170V169H253ZM123 171V170H122ZM163 171V170H162ZM166 171H164V172H166ZM175 172H176V170H174ZM177 172L178 174H180V172ZM212 171V172H211ZM247 171V172H246ZM80 173H81V171H79ZM78 172V173H79ZM105 172V171H104ZM170 172V173H169ZM184 172H185V170H184ZM221 172V171H220ZM244 172H246V177H250V178H257V177H264V172H260V170L258 171V172H260V173H258L257 171L255 172H252V170L250 171H248L247 169L244 171ZM177 173H173L172 172V175H174V174H176V175H174V176H177ZM186 173H188V172H186ZM186 173H184V175L186 174ZM208 173V174H209ZM84 174V173H83ZM167 174H164V175H167ZM190 174H191V172H190ZM207 174V175H208ZM215 174V173H214ZM63 175H65V180H68V177H67V174H66V172H63ZM182 175H183V173H182ZM187 175V174H186ZM189 175V174H188ZM196 175H198V176H196ZM4 176V177H5ZM213 176V174H211V176L210 177H212ZM172 177V176H171ZM171 177H170V179H171ZM188 177H191V175H189ZM206 177H208V176H205V178ZM209 177V178H210ZM213 178V177H212ZM6 179V177L4 178V180ZM198 179H200V177L198 178ZM197 179V180H198ZM207 179V178H206ZM3 180V181H4ZM36 181H41V179H40V177H37L36 179H35ZM197 180H196V182H197ZM203 180V181H202ZM2 180H1V182H3ZM200 181H202V182H204V179L202 178ZM209 181V180H208ZM206 182V181H205ZM204 182V183H205ZM211 182V181H210ZM42 183V182H41ZM197 184V183H196ZM200 184L202 185L203 183H201L200 182ZM200 184H197V186H201ZM209 184H211V185H209ZM208 184V186H213L212 185V182L211 183H209ZM3 185V184H2ZM41 185V184H40ZM44 185V184H43ZM43 185H41V190H43L44 189V186ZM172 185V184H171ZM171 185H169V187L171 186ZM174 185V184H173ZM172 185V186H173ZM171 186V188L174 190V189H177V186L175 187H172ZM202 186H204V188H202ZM201 186V188L202 189H204V190H202L200 187H194V188H197V189H200L201 190V192L202 191H205V190H207V189H205V188H208V189H210V187H208L206 184H204V185H202ZM206 186V187H205ZM3 187V186H2ZM1 187V188H2ZM5 187L6 186H4L2 189L0 188V192L1 191H7V187H6V189H5ZM169 187H168V189H169ZM131 188V187H130ZM186 188H188V189H190L191 190V188H190V186L189 187H185V189ZM213 188V187H212ZM258 188V187H257ZM257 188H255V190L256 191H254L253 193H254V195L253 196H255L258 192H260V191H258L259 190V188H258V190H257ZM54 189V191L56 190V188L54 187L53 188ZM91 189H92V187H91ZM97 189V188H96ZM96 189H93V190H96ZM93 190H91V192L93 191ZM169 190H171V189H169ZM172 190V191H173ZM189 190V191H190ZM212 190V189H211ZM97 191V190H96ZM150 191L152 192L153 191V188H152V190L150 189ZM209 191V190H208ZM98 192V191H97ZM176 192V190H174V193ZM187 192V191H186ZM207 192V191H206ZM206 192H205V196H206ZM132 193H135L134 191L132 192ZM150 193V192H149ZM178 193V192H177ZM211 193V191L209 192V195H212V194H210ZM1 194L3 195L4 194V192L2 193H0V196H1ZM5 194H6V192H5ZM4 194V195H5ZM173 194V193H172ZM176 194V193H175ZM204 194V193H203ZM208 194V193H207ZM259 194V193H258ZM178 196H180L179 195V193H178ZM177 196V197H178ZM182 196V195H181ZM202 196V195H201ZM257 196V195H256ZM2 197V196H1ZM0 197V198H1ZM177 197H175V198H177ZM204 197V196H203ZM213 196H210V198L208 199L207 198V196H206V199H208V201H210V205L212 206V203H213V198H212ZM249 197V196H248ZM2 199V198H1ZM145 199V198H144ZM201 199H202V197H201ZM206 199H205V197H204V199H202V202L200 201V203L201 204H204L205 202H203V200L204 201H206ZM3 200V199H2ZM176 200H178V199H176ZM1 201V200H0ZM4 201H5V199H4ZM3 201V202H4ZM180 200H178V202H179ZM207 202V201H206ZM177 203V202H176ZM206 204V203H205ZM243 203L241 202V206L242 207H240V208H243V207H245V208H243L245 211H246V213H244V210L243 209H241V211L240 210H238L240 213H242L243 212V214H246V215H248V216H246V217H243V218H245V219H241V217H240V215L241 214H238L239 212H236L235 213V215H234V213H233V215H232V219H231V217H230V220L232 221V220H235V217L234 216H236V215H238L239 217H237L236 216V220H237V218H239V220L241 221H244L245 223H247L246 221H248L249 223V225H247V224H243L242 223V221H241V223H242V225L244 226V227H242L241 225H240V228H241V230H240V232H241V234H240V232H238V231H236L238 228V224L237 223H239L240 224V222H238V220H237V223H235V221L232 223V229H234L233 227H236L234 230H232V229H230L229 227H228V229L226 230L227 232H231L232 233V231H233V233L235 232V235H238V233H239V236L241 237L240 238V240H241V242H239V243H241L242 245L241 246H238V250L236 249L237 247H235V249H232V250H234V252L232 253V255L234 256V254H235V251L237 250V251H242V250H244V248H245V246L248 244H250L249 243V241L247 240L249 237H248V232H249V236L251 235L253 238H256L257 239V241H259L258 243H261V244H264V237L263 238H261L262 236H261V234L262 235H264V224L262 225H260V223H254L253 221H251V214L254 212V214L255 215H257L256 217L258 218V215H260L261 214V212H263L264 213V207L262 208L261 207V209H259L260 207H249V205L248 204H246V206H248L247 208H246V206H245V204L244 205H242ZM210 205H208L207 207L208 208H214L213 206L212 207H210ZM238 205V204H237ZM236 205V206H237ZM200 206V205H199ZM203 208V205L202 206H200L199 208H198V206H197V208L199 209V210H201L202 208ZM2 208V207H1ZM4 208V207H3ZM131 208H134V207H131ZM135 208H137V207H135ZM134 208V209H135ZM140 208V207H139ZM139 208H137V213H139ZM144 209V208H147V209H149L150 210V208L149 207H145V206H141V208L140 209ZM155 209H156V207H154ZM160 208H165V207H159V210H160ZM171 211L172 210H174V209H172L173 207H171V205H170V207H168ZM167 207H166V210L168 211L169 209H168ZM175 209H180V212L182 211V208L183 207H174ZM184 208H186L185 210L186 211H188V213H191V208H187V207H184ZM193 208H196V207H193ZM192 208V209H193ZM201 208V209H200ZM205 209L204 210H206V209H208V208H206V206L204 207ZM217 210L218 211H216V210H214V214L212 213V215H211V213L209 214V216H208V214H207V217L205 218V219H202V220H193V217H192V215H191V219H192V223H188V221H187V225H186V221H184L185 222V224L184 223H182L181 224V222H179L181 219L183 220V219H185V217L187 216H185L184 218H182V213H185V214H187L184 210L180 213L179 212V210L178 211H176V210H174L175 211V213L176 212H178V213H176L175 215H173V214H171L170 213V210H169V214L170 215H172V216H174V217H172V219H174L175 221H177V219H178V217H177V214H182V215H180L181 216V218H179L180 220H178V222H175V221H173V223H172V221H171V219H169L170 221H167V222H169L168 224H166V225H169V226H166L167 228L166 229H168L167 230V233H165L164 234V237H163V235L161 236H159V234H158V232L156 231V229L154 230V227H156V226H154L153 227V224L150 222L151 220H153L152 218H151V220H149L150 219V217L151 216H148L149 218L148 219H146V217H147V215H148V213H146V211L148 212V210H140V212L142 211H145V212H143L142 213V215H144V213H146L145 215H146V217L144 218V224H143V227H141L142 225H140V228H138V229H141L142 231H149L150 229L149 228H151V229H153V231H152V234L150 235V233L149 232H147V234L144 236V238H146L148 241H150V243H151V247H153V245H155L154 243H158V240L160 239V241L161 240H163L165 237H166V239H164V240H166L167 242H165V243H167V244H165V246L163 247V249H162V252L161 253H158V252H160V251H155V249L154 250H152L153 248H151V250L152 251H155L154 253L153 252H151V254H152V257L151 256H148V258H149V260L146 258L145 260H147V261H151L152 260V258H153V261L155 262V261H159L158 262V264H162V263H164V262H166V261H164L165 259H167V262H168V264H177V259L178 260H181L180 258L181 257H178V256H180L181 254L179 253L180 251H182V249L184 248V246L186 247V246H189L190 248H192V246L193 245H195L196 246V242L198 243V245H197V247H199V253H197L198 254V256H199V259H197V255H196V253L194 254V256L196 257V261H191L192 263L191 264H212V262H214L216 259H214V261H211V257L213 256V254H216L217 252H218V250L220 249V243H222V242H220V241H222V239H223V241H224V236H225V234L221 231L220 232V234L218 233V236L216 237V235H217V233L215 232V230L216 229H218L217 227H220V224H221V222H222V220H220V219H222L221 217H223V221L225 222L226 220H224L225 219V214L224 213H220V211H221V209L222 208H220V210H219V207L217 206ZM230 208V207H229ZM236 208H238V207H235V209ZM256 208H258L259 209V212H260V214H259V212L258 211H256ZM29 209H31V208H29ZM153 208H151V210H152ZM215 209V208H214ZM232 209V208H231ZM251 210V212H250V210ZM257 209V210H258ZM3 210V209H2ZM1 209H0V227H1V225H2V213H3V211H2ZM53 210V209H52ZM157 210H158V208H157ZM157 210H155V212L157 211ZM196 209H194V211H195ZM203 210V209H202ZM204 210L202 211V212H204ZM210 210V209H209ZM263 210V211H262ZM190 211V212H189ZM197 211L198 210H196L195 212H196V214H194L195 212H193L192 214H194L195 216L197 215V214H200L201 215V211H200V213H197ZM207 212H208V210H206ZM206 211H205V213H206ZM215 211H216V213H215ZM229 211H230V209H229ZM234 211V207H233V209H232V212ZM257 213H256V212ZM54 212H55V210H54ZM53 211H52V213H54ZM231 212V213H232ZM51 213V212H50ZM152 213H153V211H152ZM157 213V212H156ZM160 213V212H159ZM174 213V212H173ZM204 213V214H205ZM219 213V214H218ZM249 213V214H248ZM33 214H36L35 212H33ZM141 214V213H140ZM203 213H202V215L205 217V215H204ZM221 214H222V216H221ZM144 215V216H145ZM157 215H158V213H157ZM157 215H152V216H155L156 217V219H155V222L154 223H158L159 221V224L162 222V220H158L157 221V219H159V218H157ZM169 215V216H170ZM201 215V217H203ZM220 215V216H219ZM253 215V214H252ZM255 215H253L252 216V218L253 219H257L256 217H255ZM35 216H37V214L35 215ZM143 216V217H144ZM162 217L161 216V213H160V215H158V217ZM217 216V217H216ZM219 216V217H218ZM250 216V217H249ZM260 216H264V215H260ZM154 217V218H155ZM171 217H168V218H171ZM189 217V216H188ZM197 217H198V215H197ZM200 217V216H199ZM198 217V218H199ZM203 217V218H204ZM255 217V218H254ZM190 218V217H189ZM195 218V217H194ZM162 219V218H161ZM188 219V218H187ZM219 221H218V220ZM249 219H250V221H249ZM252 219V220H253ZM260 219H262V217L260 218ZM189 220V219H188ZM217 220V221H216ZM229 220V222L231 223V221ZM157 221V222H156ZM195 221V222H194ZM255 221V220H254ZM257 221V220H256ZM216 222H217V225H216ZM227 222V221H226ZM226 222L224 223L225 225H226ZM253 222V223H252ZM258 222V221H257ZM262 222H264V219H262ZM235 223V224H234ZM253 224L252 226L254 227V228H251V230L250 229H247L246 230V227L247 226H250V224ZM38 224L40 225V224H42V222H40L39 223V221H38ZM131 224H133L132 222H130V225ZM171 224H174V226L173 225H171ZM183 224L185 225V226H183ZM219 224V225H218ZM237 224V225H236ZM254 224H256V225H254ZM259 224V225H258ZM129 225V226H130ZM155 225V224H154ZM222 225V228H226V226H223V223L221 224ZM228 225L230 226L231 224H229L228 223ZM233 225H235V226H233ZM128 225H127V228L129 227ZM215 226H217V227H215ZM251 226V227H252ZM258 226H261V227H259L258 228ZM131 227V226H130ZM129 227V228H130ZM135 226H132L131 228H133V231L136 233V234H138V229L136 228V230H135V228H134ZM128 228V229H129ZM221 228V229H222ZM249 228V227H248ZM263 228V229H262ZM2 227L0 228V264H3V263H5V264H10V263H14V264H24V259H23V256H22V259H23V261H22V259H21V257L19 256L20 254H18V253H16V254H14V256H11L10 254H9V256H7L8 254L6 253L7 251L4 249V245H5V243H6V240H4L3 242H2V240L3 239H5V238H3L4 237V235H2L3 233H2ZM215 229V230H214ZM131 230V229H130ZM140 230V231H141ZM222 230H225V229H222ZM249 230V231H248ZM254 230V231H253ZM132 231V230H131ZM132 231V232H133ZM246 231H248V232H246ZM252 231V232H251ZM260 231L261 232H263V233H261L260 234ZM129 232V231H128ZM133 232V233H134ZM20 233V232H19ZM19 233H15V234H19ZM230 233V234H231ZM243 233V234H242ZM247 233V234H246ZM253 233H255V236L253 235ZM140 234V233H139ZM166 234H168V236L166 235ZM260 234V235H259ZM20 235L21 236H23L22 235V233H20ZM20 235H18L19 237H21ZM132 235V234H131ZM243 235H245L246 236V238H245V236H243ZM29 236H31V235H29ZM139 236H141V235H138L137 237H135L134 239H130V237H127V236H124V237H126V238H123V239H121V237H120V239H121V241H120V239H119V241L121 242V243H129V241L130 240H132V242H133V240H134V242L135 241H139L140 240V238L141 237H139ZM143 236V235H142ZM154 236H156V237H154ZM234 235H232L231 237L230 236H228L229 237V242H230V244H231V242L232 241H230V238H232ZM250 236V237H251ZM114 237V236H113ZM112 237V238H113ZM116 237V236H115ZM118 237V236H117ZM219 237V238H218ZM248 237V238H247ZM251 237V238H252ZM29 238V240L28 241H30L31 243L33 242V237L32 238H30V237H28ZM111 238V239H112ZM194 238H196L197 240H195V242L192 240V241H190L191 239H194ZM235 238V237H234ZM233 238V239H234ZM237 238H238V236H237ZM259 238V239H258ZM31 239V240H30ZM110 239V238H109ZM117 239V238H116ZM157 239V240H156ZM219 239H220V241H219ZM233 239H231V240H233ZM255 239V240H256ZM163 240V241H164ZM237 240V239H236ZM252 240V239H251ZM28 241H26V243H29ZM119 241H117V240H115V241H110L112 244H113V242L115 243L116 242V244H119L120 242ZM124 241V242H123ZM185 241V242H184ZM186 241H188V242H186ZM191 243H195V244H193L192 246H191V244H190V242ZM227 241V240H226ZM225 241V244L227 243ZM234 241V240H233ZM239 240H237V242H238ZM253 241H254V239L252 240V243H253ZM257 241H255V243L257 244ZM119 242V243H118ZM131 241H130V243H132ZM133 242V243H134ZM229 242H228V244H229ZM235 242V241H234ZM248 242V243H247ZM1 243H2V245H1ZM3 243H4V245H3ZM31 243L30 244H25V246H22V248L24 247V248H26V247H28V246H30L31 245ZM107 243H109V241H107ZM110 243V244H111ZM149 243V244H150ZM188 244V245H186V244ZM213 243H216V246L213 244ZM251 243V247L248 249L247 248V246H246V248L248 249V251H249V255L250 254H252V255H254V253H255V251H256V249H257V252L258 251H260V250H262V248H261V246L262 245H255V243H253L252 244ZM35 244H37V243H35ZM227 244V245H228ZM229 244V245H230ZM244 244H246V245H244ZM113 245H115V244H113ZM213 245H214V247H213ZM217 245H219V246H217ZM253 245H254V247H253ZM3 246V247H2ZM194 246V247H195ZM231 246H233V245H231ZM234 246H237L236 245V242H235V245ZM31 248H32V250H33V252H31V253H33L34 254V252H35V254H36V248L38 247L37 245H34L33 247H32V245L30 246ZM35 247V248H34ZM155 247V246H154ZM183 247V248H182ZM217 247H219V248H217ZM229 247V246H228ZM249 247V246H248ZM263 247V246H262ZM24 248H23V250H24ZM30 248V249H31ZM35 249V251H34V249ZM170 248V249H169ZM227 248V247H226ZM226 248H225V251H226ZM253 248V249H252ZM258 248H261L260 250H258ZM264 248V247H263ZM171 249H173V253H169V252H172V250ZM194 249V248H193ZM192 249V250H193ZM196 249V248H195ZM216 249H218L217 251H215ZM229 249L231 250V248L229 247ZM21 250V249H20ZM31 250V251H32ZM157 250V249H156ZM185 250H187V249H185ZM191 250V251H192ZM6 251V252H5ZM25 251H26V249H25ZM196 251V250H195ZM194 251V252H195ZM216 253H215V252ZM220 252V254L219 253H217L216 255H220V256H222V258L224 259L225 257H223L224 255L222 254V252H221V249L219 250ZM237 251H236V253H237ZM253 251H254V253H253ZM184 253L186 252V251H183ZM188 252H190L189 250H188ZM188 252H186V253H188ZM198 252V251H197ZM246 252V250L244 251V255L247 253H245ZM261 252V251H260ZM262 252H263V250H262ZM261 252V253H262ZM31 253H30V255L29 254H27L26 253V257L28 258V262L25 260V262H27V264L29 263V264H37L39 261H41V260H39L40 259V255L39 256H37V254L35 255H31ZM231 253V252H230ZM230 253H228V254H230ZM239 253V252H238ZM238 253L236 254L237 256H238ZM242 253V252H241ZM41 254V253H40ZM150 253H149V255H151ZM173 254V255H172ZM183 254V253H182ZM222 254V255H221ZM227 254V255H228ZM256 254V253H255ZM260 254V253H259ZM259 254H257V255H259ZM264 254V253H263ZM41 255H43V253L41 254ZM227 255L225 254V256L227 257ZM232 255L230 254V256L228 255V257L226 258V259H228V260H232L231 259V257H232ZM251 255V256H252ZM262 255V254H261ZM97 256V255H96ZM114 256V255H113ZM190 256H191V254H190ZM193 256V255H192ZM220 256H218V257H220ZM262 256H264V255H262ZM14 259H13V258ZM18 257H20V258H18ZM25 257V258H26ZM39 257V258H38ZM92 257H94V256H92ZM91 257V258H92ZM116 257V256H115ZM178 257V258H177ZM214 258H216V256L214 255L213 256ZM236 256H234L233 257V260H234V258H235ZM254 257V256H253ZM30 258V259H29ZM75 258V257H74ZM89 259V260H92V259ZM100 256L98 257V259H97V257L95 258L94 257V260L93 261H95L96 259L98 260H96L97 261V264H99V263H101V262H103V261H105L103 264H117L116 263V258H114V259H112V257L110 258V261H106V258H105V260H103V261H100ZM118 258V257H117ZM192 258V257H191ZM230 258V259H229ZM2 259V260H1ZM78 259V258H77ZM140 259H142V258H140ZM139 259V260H140ZM157 259V260H156ZM189 259H190V257H189ZM188 259V260H189ZM219 259V258H218ZM220 259H221V257H220ZM219 259V260H220ZM225 259V260H226ZM79 261H80V259H78ZM119 260V259H118ZM139 260H136V261H139ZM142 260H144V259H142ZM142 260H140L141 262H140V264H144L145 262H147V261H142ZM194 260H195V258H194ZM218 260V261H219ZM225 260H224V262H225ZM232 260V261H233ZM17 261V262H16ZM135 261V262H136ZM163 261V262H162ZM231 261V262H232ZM16 262V263H15ZM90 262V261H89ZM118 262V261H117ZM122 262V263H121ZM124 262H125V259H124ZM122 260L120 261V262H118L119 264H123L124 263ZM143 262V263H142ZM161 262V263H160ZM179 262V261H178ZM215 262H217V261H215ZM219 262H221V261H219ZM218 262V263H219ZM230 262V261H229ZM257 262V261H256ZM255 262V263H256ZM79 264H80V262H78ZM82 263H84V260H82ZM96 262H92L91 261V263L90 264H95ZM126 263V262H125ZM124 263V264H125ZM139 263V262H138ZM137 262L135 263V264H138ZM153 263V262H152ZM151 263V264H152ZM157 263V262H156ZM156 263H154V264H156ZM189 262L187 261V264H188ZM222 264H224L223 262H221ZM251 263V261L249 262V263H247V264H250ZM26 264V263H25ZM39 264V263H38ZM41 264H42V262H41ZM73 264H74V262H73ZM77 264V263H76ZM85 264V263H84ZM102 264V263H101ZM164 264H166V263H164ZM213 264H215V263H213ZM220 264V263H219ZM226 264V263H225ZM228 264H233V263H228ZM251 264H254V263H251Z\"/></svg>","mask_w":264,"mask_h":264}]
</instances>
